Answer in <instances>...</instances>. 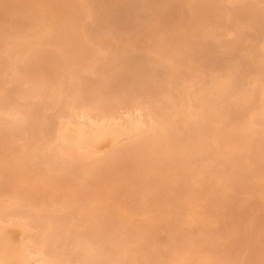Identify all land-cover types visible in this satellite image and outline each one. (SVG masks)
I'll use <instances>...</instances> for the list:
<instances>
[{
  "label": "rangeland",
  "instance_id": "374dc122",
  "mask_svg": "<svg viewBox=\"0 0 264 264\" xmlns=\"http://www.w3.org/2000/svg\"><path fill=\"white\" fill-rule=\"evenodd\" d=\"M9 1L11 2L12 0H9ZM9 1H5L6 5H8L9 7H12V9H9V7L3 8V5H5V3L3 0L0 1V3L2 4V9H0V90L3 91L4 89H10L11 94H9V95H11V97L16 102V106H20L19 109H21V110H24V108H26V104H27L26 102H28V101L36 102L39 97H38V95H34L35 97L33 95H31L32 97L31 96L29 97V95H27V94H31L33 91L30 93L28 92L27 94L21 95V93L16 91V87L13 86V85H15V82H12V79H13V81H16V76L18 77V75L13 73L14 72L13 71L14 66L18 63V65H16V66L20 67L19 65H22V67H20V68H23V66L27 64L25 61L24 62L26 64L23 63V59H25V57L22 59V57H23L22 56L21 60H18V61L12 60V62H14V63L17 62V63H15V64L13 63L14 66L12 65L13 68H11L10 67L11 61L5 57L6 54H5L4 49H3L4 45L6 42L13 40V38L15 39V36H16L17 40H18V37H20L21 41L25 38V36H26V38H28V36L31 37L30 41L31 42L33 41L32 42L33 46H36L37 48H39V50L41 52H43L44 54L48 53L47 55H44L41 53L42 56L39 55L40 51L38 52L39 54L35 53L36 55H38L37 58L41 61V63H45L44 64L45 66L43 65L41 68H39V66H41V63L38 62L37 66L40 70L38 69L37 72H39L40 76H38L37 75L38 73H36V71H34V73H36L35 77H34L35 80H36L37 76H38L37 78L39 79L43 75L45 78L41 79V80L45 81L46 77H48V80H49V76L51 75L52 78H54L53 81H56L54 83H57L56 87H55L54 86L55 84L53 83L52 79L50 78L51 83L54 84L53 85L50 83L51 86L53 85V89L55 90V92L54 91L53 92L56 94L55 95L52 93V90H51L52 87H49L48 83L50 81L49 82H48V80L46 81L47 85L44 84V86H46L45 88L48 90H45L43 87V91L45 90V93L47 91L48 92L45 96L48 95L49 88H50V91H51L50 94H52V97H53V95H55L54 98L55 97L57 98V94H59V90H56V89H60L61 90L60 92H62V90L66 91L67 93H68V90H66V89H69V94H70V93H72L73 90L76 89L77 86H80L81 89H83L82 87H85L84 85L86 83L84 84V77H86L85 80L87 79V81L89 82L96 75L97 78L94 77L96 79V81H95V79L93 81H94V84H95V82L97 84V82L99 80L102 81V78L100 77L102 73H103L102 77L107 76L109 73H112L111 75L109 74V76L112 77L111 79H113V77L116 79H114V81H113L110 78H108V76H107V78L110 79V81H111L110 82L105 77L107 85L105 83H103L104 81L99 82L100 84H102V83H103V85L105 84L104 86L101 85L102 88H100V86H99V88L97 89V87H96L97 85L96 86L92 85V83H93L92 81L89 82L90 84L88 83L91 88H94L93 89L94 93L96 92L95 88H96V90H99L100 94L98 91H97L98 93L96 92V94H98L101 98H103L104 96H107L106 98H103V100L104 101L106 100V102L107 101L108 102L110 101V103L113 102L114 98L112 96L115 95L117 93V91L119 92V94L123 91V92H126V94L124 93L125 94V96H124V102L125 103L123 102V105H129V104L132 105V103L134 102V104H135L136 101L138 103H140L139 100H141L142 105H145V104L148 105V103L151 102L150 105L151 104L152 105L151 106H149V105L143 106L145 108L146 107H156L158 103H159L158 104L159 107L161 106L162 108H166L170 104L175 105L177 103V105H179L178 101H180V99L181 100L184 99L183 101H180V102L184 103V101H185L184 106H186V104H188L189 101H188V98H186V96H184L185 92L186 93H188L190 91L192 93H193V91L196 92L200 88L199 86H202V85L206 86L204 83H206L207 86L211 85L210 82L213 79L208 81L210 78L217 79L222 74L221 72H225V71H229V70L232 71L233 69H230L229 67H232L233 65H237L240 67L234 68V66H233L232 68H234V70H233L234 75H236V77L239 78L241 81L240 88L249 87L251 85L250 81L252 80V82H253V83L251 82L252 83V85H251L252 89H253V87H255L256 92H255V89H254V92L257 93V95H255V96H258V97H254V96L253 97L256 99H259V101H256V99L250 98L251 100L250 99L249 100L252 103L248 102V99H247V101H243L244 99L239 100L241 103L239 104L237 101V107L236 108L232 107L233 105H231V104H234V106H236L235 100H238V98H234L235 96H233L234 100H232V96H230L231 99L230 98L227 99V97L224 96L225 98L221 97L219 100H216L215 107L217 108L216 109L217 114L214 118V119H216V121L215 120L211 121V124L208 125V127L204 133L206 135V137H207V135H210V137H212L210 140H209L210 137L209 136H208L209 138L207 137L208 138L207 142H208V140L211 142L210 143L208 142L207 146H206V148L209 145L211 146V148H210L211 152L208 150L209 147L207 149V151H208L207 152L204 149L205 147H203V150L202 149L198 150L197 149L198 147L196 145V149H195V147L193 149L194 154L192 152V155L189 157L188 153H187V155L186 154L185 155L188 157H182L183 158L182 162L184 163V165L180 168H178V167H177V169L175 168L176 166L179 165V163H178V165H175V163H177V162L172 161V164L174 163L175 167L173 165L172 166L170 165L171 160L173 158H174L173 160H176L177 158H175V156H171L173 154H171L169 152L171 154L169 157L170 158L173 157V158L168 160V158H169L168 154L169 153H167V151H166L167 150L166 146H165L166 148H164L162 146V148H164L165 150L163 151L164 153H161V154H163L162 157H158V158H157L158 154L160 155L159 151L160 152L162 151L161 150L162 149L161 144L159 145L160 147L156 145L159 148L154 146V147H156V149H154V150L158 151V153H156V151L155 152L152 151V152H154V153H152L151 150L149 149L148 151H150V154H152V156L150 154H148V155H150L151 162L153 159L154 160L155 159H161L162 160L165 157V162H167L166 164L168 165V161H169L170 162L169 165L172 167V169H174V173H171L172 175L169 172L171 170V169H169V168H171L169 166L168 172L170 175H168V174L165 175V173L161 175L158 173L159 169L158 170L154 169L155 171L157 170V174H155L156 173L155 172L150 177L149 175L151 174V172L152 173L154 172V170H152V169L156 168V167L154 165V167L151 168V167H149V164H151L150 162H144L143 161L142 164L140 163L141 167L139 165L138 166L140 168H143V171H145V170H147V171L144 174L143 172L140 171L141 169L140 170L137 169L142 174L138 175L139 176V177H137L138 180H134L135 179L134 178V179H131L134 181L129 183V181L127 180V175L128 174L130 175V173L126 172V169L124 168L126 166V164L123 167L122 164H124V163L121 164V162H119L115 159V161H117V162H115V161L114 162L116 164L120 163L121 165L118 167V165L114 164L112 167L110 166V168H112V169H109V171L108 170L105 171V173L110 172L109 175L107 174L108 176L111 175L109 178H107L108 176L106 174H105L106 178L103 177L104 176L103 174H102V176H100L101 175L100 173L103 172V171H101V169L104 170L103 168H101L100 169L101 172H99V174H100L99 178L102 177V178H104V180L102 178L99 180L96 179V175H98L97 170L99 171V169L96 168L97 170L95 169V171L92 173V175L90 174L91 176L88 175V176L92 177V180H91V178H89V180L84 181V178H86L84 176L87 173L86 174L80 173V172H82V169L84 168L82 166V168H79L81 170L73 172V174L74 173L76 174V176L74 174V176L76 178L72 177V174H70V176L68 178V177H66L67 173L66 174L64 173L65 175L60 174V175H62L60 177L65 176L66 180L63 178L65 181H63V182L59 181L56 187H54V185H56L57 182L55 184H54V182H52L50 184L51 188H48V185H45V188L47 187L48 189H51V190L48 191L45 189L46 192H45V194H43V197H41L42 195L40 197L38 195L39 198L37 197L38 198V199H36L37 201H35V202L33 201L31 204H34V207L37 210L42 209L44 211V213H48V212H49V214L53 213L52 215L55 214V216H59V217L60 216L64 217L63 213H67L69 211H72L71 214L73 213V215H74V213L78 214L77 217H75L76 215L72 216L73 218H71L67 214V216L70 217L72 220H70V218L68 219V217H65V218H63L64 220H61V218H62L61 217L59 220L60 224H61V221L65 222V223L63 222V224H69V222H70V225H67V226H71L74 223L75 227L77 226L76 228L80 227L83 229V230L80 228L78 229L79 230L78 232H80L81 235L83 233H86V235L88 234L87 232H85L86 228H87L88 232H90L88 234V236L86 237V238L89 237V239H87V240H90L93 238L91 240V243L89 242L90 244L93 243L92 241H94V239H95V241L97 239L99 240L98 237L96 238L97 235L98 236L100 235V239H102V237L104 238L108 234L111 236H114L116 234L117 237L116 236L115 237L120 241L123 240L124 242L123 241L119 242V241H117L116 238H114V239L118 243L111 244V243L107 242V243H109V245L106 244L107 245L106 249H109L108 251H110V257L108 255L109 258H107V261L105 260L104 262H107L108 264H114L116 262V260L118 259L117 257L121 255V253L120 252L118 253V251L123 246V244H121L122 242L124 243L127 250H130L127 252V254H128L127 256H129V253L133 252V251H131L132 248L135 250L134 247L138 248V246H139V249L138 250L136 249V252L135 251L133 252V254L135 253L134 256H133V254H130V256H129V257H131V255L133 256L132 257L133 260L131 258L130 259L133 261L132 263H134V264L142 263L141 257H144L146 254L149 257L151 254H148V253L154 252V250H152V248H154V246H157V247H155V249L157 248L159 250V252L157 253L158 250H155L156 252L153 254V256L152 257L150 256V263L152 262L151 258H153V257L159 258L161 256L160 252L163 251V245L164 244L166 246V247L164 246L165 249H164V254H163V258L165 260L164 259L161 260V258H162V256H161L159 259H156V260L153 259L154 260L152 262L153 264H159V263H162L163 261H165V263H163V264H173V262L178 263V262H180V258H182L183 256L185 257L186 253L190 254L189 256L187 255L188 257L186 256V258L193 259V262H195L194 264H198L199 260H200L199 264H208V263H210V264H227V263H230V264H251L254 260H255L254 264H258L259 262H261L262 257L264 258V256H263L264 255V155H262L263 154L262 153L261 157H260V155H259V157H257L259 159V163L257 161V164H256L254 162L258 159L256 158V160H254L255 156H253L252 154H249L251 152L248 148H246L245 150L243 149V152L246 150L249 151L247 153V155L249 158L251 157V162H253V163H251V162L248 163V160H250V159L247 158L248 160H246L245 159L246 157L243 158L242 153H241V155L238 154L242 158L241 157H240V159H239V157L236 158L238 151H235L236 155H233V156H235L233 158L236 161V163L233 160V158L231 157L232 155H230V159L232 158L231 160L227 159V157L225 158V160L227 159V160L231 161V164H232V160H233L235 163V164L233 163V165H234L235 169H237V170L240 168L239 165H243V167H244L243 163L244 162L247 163V164H245V166H247V167H244V169H242V170L239 169V170H241V172H243V170H246L245 172H243L244 174L243 173L240 174L242 176V178L240 179L241 181L234 178L235 177L234 175L239 172V171L237 172V170H235L237 173L235 172V174H233L232 176H234L233 178L235 180H238L239 182H236L232 179L234 182L228 183L229 184V186H228V184L223 183V182H225V180L221 179V177H220L221 181H223V182L221 184H216V181H218L217 183H220V181H219L220 179L218 178L220 175V174L218 175V173L222 172V171H220V170H222L220 168L225 165L223 169H225V168L227 169L231 164L229 163V161H226L228 166L226 163L224 165H222L221 160H224V158L222 159V157L227 156V155L224 154V156H222L223 153H222V155L220 154L221 156L218 155L219 153L222 152V150L221 149L216 150L218 147L216 145H214V143H212V141H214L215 139H216L215 140L216 142L217 141L219 142V140H222V138H219V137L220 136L223 137V133L225 135V132H223L225 130V128L227 131L226 135L228 133L233 134V132L230 133V132H228V130L234 131V133L240 132L242 135L243 132H241L239 129H237V130L235 129L237 127V124L239 123V126H240L241 122H244L245 120L248 121V119H251V118H248V116H249L248 114H249V112L252 114V112L250 110L254 111L253 110L254 107L257 106L256 109H259L258 107H260V109L261 108L263 109V107H264L263 106L264 104L262 103L263 100L261 99L262 95H260L262 93H259V91H258V90H260V88L262 89V83H261V81H259L256 78L259 75L255 76L257 74L254 72H256L257 69H255L256 71L254 70L253 66H255V65H252L251 61H249V62L252 65L251 70H254V72H252L254 74L252 75V73H249L247 75V73H248L247 70L250 71L249 68L251 67L249 62L247 61L251 58L248 56V53L249 52L252 53L250 50H253V52H254V51L260 49V50H258V53H259V51H261V52L263 51V50H261L262 49L261 43H262V45L264 43L263 42L264 41V0H252V1L249 0V2L251 4L250 6H249L248 0H247L248 4L246 3L244 5H243V3H245L244 2L245 0L244 1L243 0H236V1L233 0V2H230L229 0H215V1L211 0L212 2H209L210 0L209 1L206 0V1H208V5H206V3H203L201 1L199 3H197L199 0H196V2H195V0H192V1H194V3L192 1L190 3L188 0H73V2L75 1L74 2L75 5L72 3V6L70 5V7H72V8H69V5L68 6L66 5L67 1H69V0H67L66 3H65V0H58V1L57 0H51V1L50 0H44V1H48V4L45 3V6L46 5L49 6V7L46 6L47 9L50 8V10H51L52 7L54 6L53 9H55V10H53V9L52 10L58 12L57 9L59 7L61 9H64L63 7L67 8V9L63 10L62 12L59 11V14H57L55 12L56 13L55 15L59 16V15L63 14L64 17H67V18L69 17V19L72 20L73 25L75 24L74 27L77 28L76 29L77 31H76L75 28L73 27V30H75V32L79 33L80 27H81V32H85V33H81V32L79 33V37L83 38V39L80 38L79 41L82 42V45H84V46L81 45L83 47V49H81L79 55H77V56L80 57L79 59H81V58L82 59L76 61V59L78 57L74 56L76 58L73 57L72 59H70L69 62L67 61L68 60L67 59L64 63L62 61L63 60L62 56H65V55L64 54L62 56L58 55V46H56L57 52H54L56 50L54 44L52 43V42H54V39L50 38L52 44L50 42L46 43V42H41V41L35 40L36 39L35 34H36L38 28H36V26H31L32 14L30 12V6H34V4H30V2L32 3V0H14V2H12V3H9ZM17 1H19V2H17ZM56 1L60 5H55V3L58 4ZM110 1L113 3V5H111L112 3ZM206 1H204V2H206ZM237 1L240 3L241 2H243V3L238 4L240 7L237 5L238 8L236 9V7H235L236 4L234 2H237ZM60 2H63V3H60ZM49 3H51L53 5H51V4L49 5ZM202 3L205 6L202 7ZM232 3L235 4L234 7H233ZM109 4L112 7L111 10L108 9ZM192 4H195V6L196 5L199 6L197 8V11H195L197 6L194 7ZM64 5H66V6H64ZM218 5H220V7L223 11L220 9V7H217ZM241 5H243V6H241ZM110 6H109V8H110ZM231 6L233 7V9H230ZM106 7L108 9L107 11H109V12L111 11L112 14H114V15H111V13H110V15H109V13H108V17H109L108 21H110L109 24H108L107 20L105 21V19L102 18V16L104 17L106 15L104 12V11H106ZM113 8L114 9L116 8L115 9L116 11L114 10L115 13H113L114 11H112ZM229 9L234 10V11L236 9L237 14L234 13V11H233V13H234V14L232 13L233 17H231L232 15L230 14ZM66 10H67V12H66ZM218 10L222 11L223 13L220 12V15H219V12H217ZM228 10H229V12H228ZM258 11L263 12V15H262V13H259ZM46 12L44 14L47 16L48 12L47 13ZM101 12H104V13L101 14ZM191 12H192V14H191ZM257 13H259V15L255 16L254 14H257ZM29 14L31 16H28ZM228 14L231 15L230 18H228ZM234 15H235L236 19H235ZM260 15H262L263 18H261ZM70 16L72 18H70ZM98 16L100 18H98ZM111 16H112V18H111ZM257 17H259V18H257ZM232 18H234L235 24L236 25L238 24L239 27L235 26V24L233 25L234 21L232 20ZM99 19L102 21H100ZM103 21L105 23H103ZM224 24L226 26L224 28H222L224 26ZM83 27H85V28L82 29ZM238 28H240L239 30H241L242 34H239L240 33L239 31L237 32ZM35 30H36V32H35ZM25 34H27V35H25ZM238 34H239V36H238ZM13 35H14V37H12ZM177 43L179 45H177ZM55 45H56V43H55ZM160 45L164 49L163 53L167 54L169 57H167V55H166V57H164L163 56L164 54L162 52L161 53L163 55L159 54L162 57H160V58L158 57L156 52L162 50V49L160 50L158 48V46H160ZM161 46H160V48H162ZM253 46L256 47V50H254L255 48ZM257 46L258 47L261 46V47L257 48ZM84 47H85V49H84ZM34 49H35V47H34ZM48 50L50 52H47ZM51 50L53 53L51 52ZM177 50H179V51L181 50L180 53H182V57L179 56L180 53H178L179 51H177ZM37 51L38 50H36V52ZM114 52H116L118 54V55L117 54L115 55L116 58L113 55ZM261 52H260V54L262 56L259 54L260 58L259 57L257 58L258 60H260V63H262V64L259 63L258 64L259 66H262L264 64V62H262V61H264L263 60L264 51L262 53ZM50 53L52 54V56L49 55ZM250 53H249V55L252 56L253 53L252 54H250ZM56 54L58 56L62 57V58H60V60L62 59L61 61L58 59V64L61 62L63 63V65L66 62H67V64L70 63L69 66L67 65L68 70H69L70 66L73 67L75 65L73 67L75 69H73L72 67L71 68L73 70H75L73 72H74V74L76 73V77H74V75L72 74L73 72L72 73L70 72V71H72V69L70 68L71 70H69V72L72 74L74 79L71 77V74L69 72H67L65 76L62 74V73H65V71H63V69L65 70V68L67 66H65L66 65L65 64L64 65L65 67L63 66L64 67L63 68V67H59L62 64L61 65L59 64V66H57V64H55V63H57V61H56L57 59H55V57L56 58L58 57ZM59 54H62V53H59ZM80 55H82V57ZM112 55L114 56V58L112 57ZM123 55H124V57H121ZM43 56H44V58H43ZM45 56L46 57L49 56L51 58L53 57L52 59H54L56 62L52 61V59L50 61L49 57H47L49 59V61L46 62L47 59ZM106 56H108V57H106ZM163 57H164V59H163ZM248 57H249V59H248ZM98 58H101L102 60L98 59ZM106 58H107V60H106ZM155 58H157V59H155ZM158 58H159V60H158ZM38 59H36V60L39 61ZM173 59H174V61H172ZM176 59L178 62H180L179 67H181V68L178 67L179 71L174 73L173 70L177 71L178 68H176L177 70L171 69L169 65L172 66L173 65L172 63H174L176 61ZM81 61L83 63H81V64L77 63V62H81ZM123 61H125L124 66H123ZM171 61H172V63H171ZM50 62H52L54 64L55 69L52 70L53 72L51 71V69L49 71V67L46 68V66ZM104 62H105V64H101ZM181 62L184 64V66L182 65ZM237 62L239 65L237 64ZM240 62H241V64L244 63V65L246 62L247 65L241 66ZM46 63H47V65H46ZM71 63H73V65ZM76 63L78 64V67H81V65H82L81 69L77 68ZM91 63L92 64L94 63L92 65L93 67H90ZM98 63H100V64H98ZM166 63H169V64L167 65ZM175 63H177V62H175ZM35 64H37V63L35 62ZM177 64L172 66V68H175V66ZM231 64H233V65H231ZM1 65H3V66L1 67ZM94 65H97L98 67L94 66ZM101 65L102 66L106 65V66L101 67ZM5 66H6V68H5ZM37 66H35L36 67V68H34L35 70L37 69ZM120 66H122L123 69L125 67H127V68L122 70L121 69L122 67H120ZM202 66H203V68H202ZM243 66L249 67L247 69L244 68V69H246L247 73H245L244 70H241V68L243 69ZM87 67L89 68V71H90L88 73H87L88 70L85 71V69ZM94 67H96L97 69L95 68L96 69L95 70ZM255 67H257V65ZM9 68L12 70H10ZM115 68H117V69H115ZM227 68H229V70H227ZM60 69H62V71ZM237 69H238V71H237ZM66 70H67V68H66ZM101 70H103V71H101ZM92 71H93V73H95V75L93 73H91ZM58 72H60V73H58ZM96 72H100L101 74L96 73ZM217 72H218L219 77L216 74ZM113 73L116 76L113 75ZM242 73H245L246 75L243 76ZM68 74H70V76ZM215 74H216L217 78H216ZM211 75H212V77H211ZM222 75H223V77H225L226 72ZM222 75H221V77H222ZM61 76H63V77H61ZM117 76H120V77H117ZM80 77L82 78V80L79 81ZM190 77L192 79H194L195 81L191 80ZM243 77L245 79H242ZM71 78L73 80H71ZM88 78L89 79L92 78V79L89 80ZM246 78L250 81H246L247 80ZM254 78L257 80L254 81L255 80ZM55 79H57L59 82H57V80H55ZM64 79H66L65 82L63 81ZM69 79H70L71 84L67 83V85H69V86H67L68 87L67 88V87H65V85H66L67 80L69 81ZM105 79H103V80H105ZM35 80H33V81H35ZM115 80H117V81L115 82ZM62 81L64 82V84ZM81 81H83V82H81ZM87 81H85V82H87ZM79 82H81V83H79ZM254 82H256L257 85L258 84H260V85L257 87V85ZM32 84H34V82ZM59 84H61V85H59ZM253 84H255V85H253ZM24 85H27V83L21 84V86H24ZM57 85H59V86L57 87ZM186 85H189L188 87L190 89L188 87H186ZM61 86L63 87L62 89H61ZM86 86H88V85L86 84ZM182 86H184L183 87L184 90L189 89L190 91H185V92H184V90L180 91V90H182V89H180ZM103 87H106V88H103ZM236 87H238V85H236ZM175 88L178 90V92L180 91L178 94H176L177 90H175ZM209 88H212V87L210 86ZM71 89H72V91H70ZM85 90H90V88L85 87L84 92H83V96H84V98H88V100H90V104L94 105L93 103H91V101L92 102L96 101V98H98L99 96L97 95L98 96L97 97L94 94L91 96V94H89V93L93 92L92 89H91V91H89V93H88V91L85 92ZM160 90H161V92H160ZM169 90L171 91V93L168 92ZM2 91H1V93H2ZM56 91H57V93H56ZM165 91H167V92H165ZM260 92H261V90H260ZM67 93H63V92L61 93L64 95L63 98L61 96L59 97L61 101L67 97V95H68ZM169 93L172 96L176 95L175 98L170 97ZM172 93H174L175 95ZM190 93H188V94H190ZM61 94H59V95H61ZM119 94L117 93V95H119ZM258 94L260 95V98H259ZM117 95H115V96H117ZM45 96L42 98V101L44 99L43 103L46 106L44 107V105H42V108H41L42 111L41 112H42V114L44 113L45 116L46 115L49 117H50V115L53 116V117H51V119L54 120V118H55L54 121L57 123V121L59 119V116H58L59 112L56 111V108H58V111L60 110L59 106H57V105H59V102L61 103V101H59L57 103V100H56V104H57L56 106L57 107H54L52 105L53 104L52 100H50V99H54V98H51V95H49L50 98H47L48 97L47 96L45 99ZM134 96H136L137 99L133 98ZM179 97H183V98H179ZM12 98L6 99V101L8 100V102H9L8 105L11 104L10 102H13V104H14V101ZM108 98H111V99H108ZM170 98L173 100H171ZM211 98H213V97H211ZM10 99H12V101ZM150 100H152V101H150ZM227 100H228V104H227ZM230 100H231V102L232 101H235V102L231 103V102H229ZM86 101H87V99H86ZM143 102H144V104H143ZM17 103L19 105H17ZM253 103L257 104V105L255 106V105H253ZM28 105L29 104H27V106ZM225 105L226 106L228 105V106L226 107ZM192 108H194L195 110L194 109L192 110ZM189 110H190V112L194 113L195 116H198V117L196 118L192 113H191L192 115H190L191 118H189V116L185 117L183 115H180V116H182L180 118L184 119L183 122H185V124H186V122H188V125H189V123H191L192 121L194 122V120H195V122H197L199 120L201 121V119H202L201 115L202 114H199L200 113L199 111L201 109L195 108L192 106ZM233 111L236 112L235 113L236 115H233V113H234ZM263 111H264V109H263ZM255 112H256V110H255ZM56 113H57V115H56ZM238 113H239V115H238ZM258 113H263V112H258ZM258 113L253 114L255 117L254 120L258 121V122H254V123L250 124L251 126H249V127L255 128L254 125H257V127L259 128V125L256 124V123L260 122V120H258V119L261 118L260 114H258ZM32 114H34V115H32ZM35 114H37L36 118L34 117V116H36ZM251 114H250V117L253 116ZM30 115L32 117L29 116V118H31L32 120L36 119L35 122L32 123V125H31V122H29L30 125L28 123H26V124H28V126H25L26 125L25 124L24 125L25 127L22 126L20 131L18 132V137L23 138L25 136L26 140L32 138L31 134L34 133L33 127L35 126V124L38 121L41 120L40 114L34 113L33 109L31 110ZM200 116H201V118H199ZM261 116L264 118V114L263 115L261 114ZM194 117L196 119H194ZM186 118H187V120L189 118V120L188 121L185 120ZM198 118H199V120H197ZM263 118H262V122L264 121ZM31 119L30 120L28 119V121H31ZM42 119L43 120H41V122L42 121H44V122L48 121L47 117L45 118L47 120H44L43 116H42ZM246 121L244 123L245 126L243 125L242 127H246V124H248ZM55 122H54V124H55ZM179 122H181V124ZM193 122L189 125L190 126L189 127L187 124L186 125L182 124V120L181 121L178 120V124L177 125L174 124L176 126V127L174 126V128H173L174 130H172L171 127L173 125L171 124L170 129L172 131H174L173 133L177 132L178 130L180 132L182 131L184 133V135L181 136L182 133L179 135L180 132H178V135H176L177 133L174 134V135H176L175 137H172V135L170 133V135H171L170 137L172 138V140H173V138L174 139L176 138L177 141H178V139L187 140L188 139L187 137H190V136H185V134L189 135L190 132H191V135H193L192 133H194V131H195V125H194V127L191 126L193 124ZM212 122H214V124ZM248 122L251 123V122H253V120L252 121L249 120ZM262 122H260V123H262ZM262 124L264 125V123H262ZM180 125H181V127L183 126V128L185 127L186 129L181 128ZM219 125H221V127ZM29 126H32V127H29ZM187 126L190 129L189 131L187 129L188 128ZM215 126H219V127H215ZM26 127L30 128L29 131H30V133L32 132L31 134H27V135L24 134V130H25L24 128H26ZM52 127H53V125H52ZM215 128H220V130L219 129L217 130ZM239 128L241 129V127H239ZM253 128H251V129H253ZM31 129H32V131H31ZM192 129H193V131H192ZM212 129L213 130L215 129V130L213 131ZM242 129H244V128H242ZM36 130H37V128H35V132H37ZM207 130L210 131V133ZM212 131L215 133L213 134ZM220 131L223 133H221ZM27 132H28V129L26 130L25 133H27ZM206 132H208L209 134ZM216 132L221 133V135H218V133L216 134ZM52 133L54 134L55 131L54 132L51 131V135H53ZM34 134L38 135L36 133H34ZM212 134L215 137L212 136ZM237 134H238V136L240 135L239 133H237ZM35 135H33L34 139L33 140L31 139L32 142L34 140H36V141H34L35 144H33L32 142H29L31 140H27L30 144L32 143V145H34V146L37 144V140H38L37 138L42 136L40 134V136L38 135L37 137H34ZM233 136H231V137L234 138ZM238 136L235 135V137H236L235 139H237ZM1 137H2V140L0 139V142H1L0 143V145H1V148H0V151H1L0 152V167H2V168L0 170L2 171V169L4 170L7 167V166H5V167L1 166V164H2L1 163V159H2L1 157L3 156V154H5L4 156L6 158L9 156L8 160L10 162L11 161L13 162L14 159L16 162L19 159L15 158V157L19 155V152H20L19 149L21 146H23L22 145L23 141H21L20 140L21 138H19L18 141H21V144H20V142L19 143L14 142V143L9 144V143H7V140H6L7 137H4V136H1ZM182 137H184V138H182ZM40 140H41V138H40ZM50 140H52V138ZM129 140H132V138ZM139 140H140L139 138H138V140H137V138H133V140L131 141L132 145H134L133 142H135V141L139 142ZM176 140H174V141H176ZM239 140L240 139H238V141ZM27 141L24 140L25 144ZM43 141H45V139H42V141H40V143H43ZM107 141H108V139L105 140V143ZM8 142H9V139H8ZM131 142H128L129 145ZM141 143L142 142L140 141V144L137 145L138 147L136 145H134V147L136 146L137 148H139L140 145H141V148H146V147L149 148L150 147L148 145V142L146 143V147L142 146L144 144L143 143L141 144ZM179 143H178V145H179ZM211 143H212V145H211ZM222 143L223 142L221 141V142H219V144H217V143H215V144L220 145L219 148H222V146H221V145H223ZM235 143H236V141L233 140L232 144L234 145ZM240 143H242V142L239 141V144ZM17 144H19V145H17ZM30 144H27V145H30ZM27 145H25V146H27ZM215 146H216V149H212ZM109 147H110L109 144L102 146V148L100 150L101 153H103ZM134 147H133V149L136 150L137 148L136 147L134 148ZM226 147L228 148V150H223V152L227 151L226 153H229V149L231 148V146L228 147V146L223 145L224 149ZM21 148L24 149V146ZM235 148H236V150L240 151V147H239V149H237V144H236V146H234L233 149H235ZM175 149L177 150V148H175ZM231 149H230V152H234V150H231ZM261 149L264 150V147H262ZM143 150H145V149H143ZM197 150H198V152H197ZM214 150L216 152L220 150V152H218L216 154V153H214L215 152ZM131 151L132 152L131 153L128 152V154H125V152H126L125 151L124 153L121 154L122 157L120 156L121 158L119 157L117 159L118 160L121 159L122 162H124V160L126 159L127 156L134 154L133 152H135V151H133L132 149H131ZM177 151H180V150H177ZM199 151L201 154L199 153ZM203 151H206V152H203ZM253 151L254 150H252V153H254ZM165 152L167 153V157L165 156L166 155ZM261 152H263V151H261ZM1 153H2V155H1ZM256 153H258L257 150H256ZM6 154H8V155H6ZM154 154H157V155H154ZM190 154L191 153H189V155ZM202 154H203V156H202L203 158L200 156ZM11 155H13V156H11ZM50 155L51 154H48V156H49L48 158L51 159ZM97 155H99V154H97ZM124 155H126V156H124ZM135 155L137 156V154L136 153L134 154V158H132L133 155H132V157L129 156V160H131V158L137 159V157ZM243 155H244V153H243ZM11 157H13L14 159L13 158L11 159ZM44 157L47 158V156H43V159H42V157L39 158V160H38L39 162L37 161L38 158H36L35 161L40 163L41 161H43L45 159ZM177 157H178V162H179L180 161V155H178ZM252 157H254V158H252ZM122 158H124V159H122ZM185 158H187V159L185 160ZM214 159H216V161ZM238 159L240 161L243 160V162L240 163L239 161H237ZM200 160H202V161H200ZM219 161H221V162H219ZM15 162H13V163H15ZM132 163L134 164L135 162H132ZM136 163L139 164L137 161H136ZM145 163L148 164V166L146 165V168L149 167L150 170L149 169L144 170L145 167H143L142 165H144ZM163 163H164V161H163ZM223 163H224V161H223ZM29 164L30 163H28V162L25 164V167L27 169V170H25V172H23L24 170H21V171H19V173H17V174L15 173L16 175L13 173L14 175L13 174L11 175L13 178H11L12 181H10V182L9 181L7 182V180L4 178L3 183H1L2 177H0V181H1L0 182V207H1L0 209L4 210L2 212V214L0 212V215L2 216L5 213V215H4L5 218H7L8 215H9V217L12 215L11 212L9 213V211H8L9 209L7 210L6 206L20 202L18 204L22 205V203H23L22 206L25 207L26 205L28 206V204L30 203L29 200L27 201V199L30 198L29 194H27L28 196H26V192L24 194L20 193L24 190V188H25L24 191H26V189L28 190V187L31 186L28 183L33 182V185H37L40 187L39 182H40V180L43 179V177H46V175H47L48 178H46L45 180L48 179V181L50 179H52V177H55L53 172H52L53 170L52 171L49 170V171H51L50 173L53 174V176L49 172H48L49 174L44 173V174H46L44 176L43 174H41L43 172H40L41 166L44 167L43 165H40V169L36 170V168L35 169L31 168L32 165L31 164L29 165ZM128 164H131V162ZM153 164L154 163L152 162L151 165L153 166ZM248 164H250V165H248ZM251 164H253V165L255 164L254 166H256V167L255 168L252 167L253 165L251 166ZM181 165H182V163H181ZM121 166H122V168H121ZM132 166H134V165H132ZM167 167H166V169H167ZM191 167H192L193 171H192ZM230 167L228 169V174L232 172L231 169L233 168V166H230ZM44 168H46V167H44ZM44 168H42L41 170L43 171ZM119 168H120V170H119ZM184 168H186V169H184ZM189 168L192 172L191 171L189 172ZM206 168L209 170H212V172L217 171L216 175H214V173H212L210 171H207ZM129 169H130V167H129ZM129 169H127V171ZM162 169H164V167ZM183 169H184V171H187V173L182 172ZM34 170L37 171L36 172L37 175L34 173ZM134 170H132V171H134ZM29 171H31L35 174L34 176L36 178H34V179H36V180H32V181L29 180L28 181V179L26 177L29 176V173H30ZM44 172H47L46 169L44 170ZM163 172L164 171H162L161 173H163ZM165 172L167 173V171H165ZM205 172L206 173H208V172L212 173L211 177L213 175V178L210 177L209 173H208V175L210 178H208L207 177L208 175ZM224 172H222V174ZM226 172H227V170H226ZM200 173H201V175H200L201 178L199 177L200 178L199 179L198 175ZM202 173L206 174L207 176H204V174H202ZM25 174H28V175H25ZM132 174L133 175L130 178H133L134 173H132ZM135 174L137 176L136 171H135ZM225 174L227 175V173H224L223 175L225 176ZM38 175H40V176H38ZM41 175H43V176L41 177ZM55 175H56V173H55ZM81 175H83V176H81ZM129 175H128V177H129ZM57 176H59V174H57ZM93 176L95 177V179H93L94 178ZM163 176H164V178H162ZM229 176H231V175H229ZM236 177H238V176H236ZM73 178L77 179V181L76 180L73 181L72 180ZM78 178H80V180H78ZM130 178H129V180H130ZM193 178H195V179L197 178V182H199L203 187L198 185V183ZM227 178H228V175H227ZM60 179H62V178H60ZM86 179H88V177ZM192 179L194 180V182ZM198 179H199V181H198ZM224 179H226V178H224ZM229 179H230V177H229ZM81 180H83L85 182V184H86L85 186L81 185V183H82ZM75 181L77 182V184L76 183H74V184H75V187L77 188V192H79V193L73 192L75 188L73 189V191H70L71 189H69V188H72L71 182H75ZM78 181H80V184ZM89 181H91V183H88ZM179 181H181V182L179 183ZM226 182H229V181H226ZM238 183H240V184H238ZM235 184H238V185L235 186V188H234ZM27 185H28V187H27ZM196 185H198V186H196ZM232 185H233L234 189H232V187H231ZM229 188L231 189V194H232L231 199L233 200L232 203L230 201L231 200L230 197L227 196L229 198L228 199L225 196L227 194H224V192L226 193L227 191H229ZM135 189H137V191ZM41 190L45 191L44 189H41ZM53 190H56V191H53ZM68 190H69V194H68ZM132 190L134 192L136 191L135 194L132 192ZM52 191H53V193H52ZM70 192L73 193V195L76 193L77 196L76 195H75L76 197L72 196ZM42 193H44V192H42ZM227 193L229 195L230 191ZM33 194H31V195H33ZM143 194H145V195H143ZM15 195H16V197H15ZM17 195L19 196V199L17 198L18 197ZM63 195H67L66 196L67 199H65L66 201L69 200L68 195H70V197L72 196L71 198L74 197L73 200H71L72 201L71 204L69 202L70 200L68 201L70 206L73 203V205H72L73 208H70V206L69 207L67 206L68 208L62 207V205L59 203L60 202L59 200H60V198L61 199L63 198ZM223 195L226 197V199H225V201L221 202V200H223V199L220 196H223ZM121 197H123V199L126 200L127 203L124 202V200L122 201V202H124V205H126V207H127L128 203L131 204V202H132V203L137 204L138 202L140 203V201H142L140 199L144 198L143 204L144 205L147 204V206H146L147 208H145V211L141 210L143 212V214H140V213H142L140 211H139L140 213L138 211H136L137 213L136 212L134 213L128 209L126 211L124 209L125 207L121 203V200H122ZM219 198H221V199H219ZM13 199L18 201V202L14 201ZM145 199H148V202H145ZM11 200H13L14 203H11ZM30 200L32 201V199H30ZM92 200H95V201H93L94 203H92ZM219 200H220V202H219ZM9 202H10V204H8ZM95 202H96V208H93V206L95 207ZM107 202L109 203L108 205H107ZM168 202H170V203H168ZM188 202H191L192 204L191 203L189 204ZM24 203L25 204L28 203V204L25 205ZM91 203L94 204L93 206L91 205L93 209L87 206L88 204H91ZM120 203H121V207L123 206V209L120 207V205H119ZM188 204L193 205V206L195 205L194 206L195 209L199 210L201 213L204 212L203 213L204 215H202L203 218H201V216H200L201 213L199 214L198 212L197 213L199 215L195 214L197 217L194 216V214H192L193 217H191L190 212H189L190 215L188 214V210H189L188 208L190 207ZM137 205H139V204H137ZM137 205L133 206V204H132V206L135 208L137 207ZM196 205L201 206V209H198V207ZM80 206H81V208H80ZM84 206L85 207L87 206L88 209L89 208L91 209V210L89 209L90 213H88L89 212V211H87L88 209L86 211H84L85 210V208H83ZM5 207H6V211L4 209ZM118 207L125 211L126 216L120 215V212H122V210L117 209ZM130 207H129V209H132V210L134 209L133 207H131V208ZM82 208L84 210H82ZM190 208H192V206ZM11 209L12 208H10V210ZM96 210L99 212V215L101 214V216H99L97 214L98 212H95ZM7 211L9 214L7 213ZM12 211H13V215L14 214L17 215V213L14 212V208L12 209ZM83 211H84V213L86 212L84 214V216L82 214ZM91 211H93L95 213L93 214V212H91ZM100 211H101V213H100ZM6 213L8 214L7 217H6ZM39 213H43V212H41L39 210ZM145 214H147V215L152 214L153 218L154 217L155 218L152 219V216L151 217L148 216L149 219L158 222V224H160V219L158 218L159 219L158 220L156 218V216H158V217L160 216V218L163 221V222L161 221L163 227L157 226L158 224H156V226H157L155 228L156 230H152L154 232L153 236L149 235L150 237H148L147 234L143 233L146 235V238H143V237H140L141 234L138 236L137 233H139V231H140L139 230L140 227L138 226L140 223H138V222H141L142 220H144L145 222L148 221V217H147V220L144 219L147 216ZM79 215L82 216V218H78V217H80ZM92 215L95 217V219L94 218L92 219L90 217ZM141 215L143 217L139 218V216H141ZM18 216L19 215H17V217H16L14 215V217H15L14 220H16L17 222L12 219L13 223H7V229L9 231L11 240L14 243H18L22 239L21 238L22 237V231H23L22 228L25 227V225H23V224L20 225L21 222H24V217L22 218L19 216V218H18ZM86 216L88 217V219L85 218L86 222L84 223L83 219ZM127 216H130L131 219H129V217H127ZM14 217H12V218H14ZM59 217L58 218L56 217V218L59 219ZM74 217H75V219H74ZM98 217L101 220H99ZM195 217L198 218L199 220L196 219ZM46 218H48V217H46ZM96 218L98 220H96ZM53 219L54 218H52L51 221ZM57 219L56 220L54 219V221H55L54 223L52 222V225H54L53 227H55V228L57 227V226H55L56 223H59V221ZM43 220H46V219L43 218ZM166 220L171 222L170 223L171 225H169V227H166L169 224V222ZM191 220L193 222H191ZM91 221L93 222L92 225L90 224V226H89V224H88V227H87V223H91ZM95 221H96V223H94ZM71 222H73V223H71ZM164 222H168V223H166V225L164 226V224H165ZM190 222H191V225L193 224V226H192L193 231L190 228L191 227ZM153 223L150 225L153 226ZM57 225H59V224H57ZM131 225H133V227H132L133 229H134L135 225H137V229H136L137 233H136L135 229L133 231H130ZM33 227H34V225H33ZM89 227H91L90 228L91 230L89 229ZM96 227H98L96 230L99 229V232H96V234H95L94 232H95ZM123 227H130V229L126 228V232L128 233V231H129L128 235H126L125 231H124L125 234L123 233ZM159 227H161L162 229ZM84 228H85V230H84ZM105 228H106V230H108V232L106 231L107 233H105ZM109 228H111V231L113 230V232L109 231ZM152 228L154 229V226ZM152 228L150 227L149 229H152ZM158 228L160 230H158ZM168 228L170 230H168ZM189 228L191 229V232H189L190 231ZM30 230L34 234V236L36 235L37 238H41V236L43 238H46V236L45 237L43 236L42 232H39L41 230H38V226L35 228H32ZM80 230H82L83 232ZM141 230L148 232V229L147 230L141 229ZM187 230H189V231H187ZM142 231L140 233H142ZM150 231L151 230H149L148 234L150 233ZM201 231H203V233ZM199 232L202 234V236H199V235H201V234H199ZM74 233L76 234V232H74ZM74 233H73V235H74ZM80 233H78L77 237H81L79 235ZM92 233H94V235ZM131 233H132V236H131ZM61 234L64 235V232H62ZM184 234L187 236V240L183 241V243H182L181 242L182 240L180 241V239L182 237L186 238V236ZM104 235H106V236H104ZM145 235H144V237H145ZM84 236H85V234H83V238H81L82 244L88 243V241L85 239ZM180 236H182V237L180 238ZM153 237H155L154 240H153ZM69 238L71 239V235L69 236ZM73 239L76 241L77 239H80V238H76V236H75ZM73 239H71L70 240L71 242H69L71 246L68 244V246L71 247V248L69 247L68 249L72 253L69 251L68 252L71 253L72 255L69 254V255H71V257H69V256H66V255H68V253H66L65 258L67 257L69 259H72V256H75V254L72 251L74 249L72 247L75 245V242ZM171 240H173V241H171ZM72 241H73V243H72ZM84 241H87V242L84 243ZM95 241H94V243H95ZM56 242H58V243L60 242V244L62 245L61 241H56ZM110 242H112V241H110ZM167 242H169V243H167ZM54 243L55 242H53L52 244H54ZM58 243H55V244H58ZM65 243L67 244L68 242H65ZM89 243H88V245L90 246ZM112 243H114V240ZM47 244L51 245L49 248L45 247L46 248L45 251L46 252L49 251L48 254L54 253L53 255H55V252L57 253L60 250L59 248L62 247V246L60 247V245L58 244L59 246H56V247H59V248H56V249H58V251H55L56 249H54L53 245L50 244V241H48ZM93 244L91 246H93ZM64 246H66V245L64 244ZM173 246H175L176 248ZM52 247H53L54 251L51 252L50 248L52 249ZM63 248L66 249L67 247H62L60 251L67 252ZM126 248L124 249V247H122V250L121 249L120 250L123 251V249H124V252H125ZM173 248H175V249H173ZM171 249H172V251L170 253ZM165 250H166V252H169L171 255H169L167 253V256H166ZM186 250H189V252L191 250V252L189 253ZM158 254L160 256L157 257ZM154 255H156V256H154ZM164 255H165V257H164ZM202 255H205L206 257H203ZM62 256H64V255H62ZM193 256H194V258H192ZM253 256H255V257H253ZM113 257H114V260L113 259L111 260V258H113ZM184 257L182 258V260L184 259ZM76 258H75V260L72 259L74 261H72V262L70 261V262L72 264H78V263L82 264V262L80 261L81 262L80 263ZM178 258H179V261H178ZM251 258H253L254 260H251ZM119 259L122 260L121 257H119ZM119 259L117 260V262L119 261ZM258 259L260 260L259 262H258ZM158 260L159 261L161 260V262H159ZM166 260H167V263H166ZM143 261H144V259H143ZM177 263H175V264H177ZM181 263H182V261H181ZM116 264H122V263H120V261H119Z\"/></svg>",
  "mask_w": 264,
  "mask_h": 264
},
{
  "label": "bare ground",
  "instance_id": "6f19581e",
  "mask_svg": "<svg viewBox=\"0 0 264 264\" xmlns=\"http://www.w3.org/2000/svg\"><path fill=\"white\" fill-rule=\"evenodd\" d=\"M0 1H2V0H0ZM4 1V3H5V5H3V8H6V7H9L8 5H6V2L5 1H9V0H3ZM51 1V0H50ZM49 1V2H50ZM58 1V0H57ZM56 1V2H57ZM66 1L67 0H65V3H66ZM190 3H191V1L192 0H188ZM203 2V3H206V5H208V1H206V0H204V1H206V2H204L203 0H199L197 3H199V2ZM215 1V0H214ZM230 2H233V0L231 1V0H229ZM234 1H236V0H234ZM244 1V0H243ZM250 1H252V0H250ZM12 2H14V0H12L11 2L9 1V3H12ZM17 2H19V1H17ZM75 2V1H74ZM74 2H73V0H69V1H67V3H66V5L68 6L69 5V8H72V7H70V5L72 6V3L74 4ZM111 2V1H110ZM109 2V3H110ZM123 2V1H122ZM193 3H194V1H192ZM195 2H196V0H195ZM209 2H212L211 0L209 1ZM238 2V1H237ZM234 2L235 4H236V6H235V4L234 3H232L233 4V7L235 6L236 7V9L238 8V4H241V3H243V2ZM245 3H243V5L244 4H246L247 3V0H245L244 1ZM248 2H249V0H248ZM16 3V2H15ZM29 3V2H28ZM45 3H47L48 4V1H44V0H32V3L30 2V4H34V6H30V12H31V14H32V24H31V26H36V28H38L37 29V32H36V30H35V32H36V34H35V37H36V39L35 40H38V41H41V42H46V43H51V39H54V42H52L53 44H54V46H55V48H56V46H58V55H65V56H62V57H60V56H58L57 54V58L55 57V59H57L56 61H57V63H55V64H57V66H59V64L61 65V66H59V67H63L65 64V66H69V64L70 63H68L67 64V62L63 65V63L67 60L68 62L70 61V59H72L74 56H77V55H79V53H80V51H81V49H83V47L82 46H84V45H82V42H80L79 41V39L81 38V39H83L82 37H79V33L81 32V27H80V32L79 33H77V32H75V30L77 29L76 27H74V25H73V22H72V20L71 19H69V17L67 18V17H64V15L62 14V15H55L56 13L57 14H59V11L60 12H62L63 10H65V9H67V8H65V7H63L64 9H61L59 6V8L57 9L58 10V12L57 11H53V10H55V9H53L54 8V6L52 7V11L50 10V8L49 9H47L46 8V6H48V5H46L45 6ZM55 3V2H54ZM58 3V2H57ZM60 3H63V2H60ZM112 3V2H111ZM110 3V4H111ZM203 3H202V7L203 6H205V5H203ZM8 4V3H7ZM51 3H49V5H50ZM110 4L108 5V9H110L111 10V6H110ZM211 4V3H210ZM248 4V3H247ZM51 5H53V4H51ZM55 5H60L59 3L58 4H56L55 3ZM62 5V4H61ZM66 5H64V6H66ZM75 5V4H74ZM111 5H113V3L111 4ZM194 7H196L195 6V4H192ZM217 5V4H216ZM238 5V6H237ZM243 5H241V6H243ZM251 4H250V2H249V6H250ZM109 6H110V8H109ZM115 6V5H114ZM35 7V8H34ZM49 7V6H48ZM57 7V6H56ZM199 6H197L196 7V10L195 11H197V8H198ZM216 7V6H215ZM217 7H220V5H218ZM233 7L231 6V8L230 9H233ZM240 7V6H239ZM117 8V7H116ZM115 8V9H116ZM0 9H2V4L0 3ZM9 9H12V7H9ZM107 9V7H106V11H104L105 12V16L103 17L102 16V18H104L105 19V21L107 20L108 21V19H109V17H108V13H109V15H110V13H111V15H114V14H112V12L110 11H107L108 10ZM114 8H113V10L112 11H114L115 10ZM193 9V8H192ZM200 9V8H199ZM220 9H221V7H220ZM229 9V10H230ZM235 9V11L234 10H230V14L232 15V13H233V11H234V13H236L237 14V10ZM222 10V9H221ZM229 10H228V12H229ZM28 11V10H27ZM48 12V15L46 16L44 13L45 12ZM116 11V10H115ZM115 11L113 12V13H115ZM223 11V10H222ZM222 11H220V10H218L217 12H219V15H220V12H222ZM46 12V13H47ZM56 12V13H55ZM66 12H67V10H66ZM104 12H101V14L102 13H104ZM259 12V11H258ZM223 13V12H222ZM233 13V14H234ZM259 13H262V15H263V12H259ZM259 13H257V14H254L255 16L256 15H259ZM65 14V13H64ZM191 14H192V12H191ZM100 15V14H99ZM104 15V14H103ZM231 15H229L228 14V18H230V16ZM262 15H260V17L261 18H263V16ZM28 16H31L30 14L28 15ZM231 17H233V15L231 16ZM234 17H235V15H234ZM70 18H72L71 16H70ZM98 18H100L99 16H98ZM101 18V19H102ZM111 18H112V16H111ZM257 18H259V17H257ZM103 19V20H104ZM235 19H236V17H235ZM74 20V19H73ZM100 20V19H99ZM232 20L234 21V18H232ZM238 20V19H237ZM236 20V21H237ZM100 21H102V20H100ZM114 21V20H113ZM232 21V22H233ZM109 22L110 21H108V24H109ZM75 23V22H74ZM103 23H105L104 21H103ZM107 23V22H106ZM94 24V23H93ZM96 24V23H95ZM235 24V21H234V23H233V25ZM97 25V24H96ZM223 25V24H222ZM95 26V25H94ZM226 25L224 24V26L222 27V28H224ZM235 26H238L239 27V25L237 24H235ZM73 27L75 28V30H73ZM97 27V26H96ZM213 27V26H212ZM211 27V28H212ZM220 27V26H219ZM85 27H83L82 29H84ZM235 28V27H234ZM213 29V28H212ZM236 29V28H235ZM240 28H238V30H237V32L239 31L240 33L239 34H242L241 33V30H239ZM215 30V29H214ZM213 30V31H214ZM77 31V30H76ZM212 31V30H211ZM81 33H85V32H81ZM239 34H238V36H239ZM8 35V34H7ZM25 35H27V34H25ZM31 36V35H30ZM12 37H14V35L12 36ZM18 37V36H17ZM22 38V37H21ZM51 38V39H50ZM16 39V40H15ZM15 39L13 38V40H10L9 42H6L5 43V45H4V52H5V57L8 59V60H10L11 61V65H10V67L11 68H13L12 67V65H13V63L14 62H12V60H14V61H18V60H21V57H22V59L25 57V59H23V63H25L26 65H24L23 66V68H20V67H22V65H19L20 67H17L16 65H18V63L17 62H15V63H17L15 66H14V68H13V73H15L16 75H18V77L16 76V81H13V79H12V82H15V85H13V86H15L16 87V91H18L19 93H21V95H23V94H27L28 92L30 93V92H32L31 94H27V95H29V97L31 96V95H38V100L36 101V102H34V101H28V102H26L27 104H29L28 106H27V104H26V108H24V110H21V109H19V107L20 106H16V102L14 101V99L11 97V95H9V94H11L10 93V89H4L3 91L2 90H0V93H1V91H2V93L0 94V135L1 136H4V137H7V143H14V142H16V143H19L20 142V144H21V141H23L22 142V145L24 146V149L23 148H21V147H23V146H21L20 147V149H19V151L21 152H19V157L18 156H16L15 158H18L19 160H17L16 162H15V159L13 158V157H11V159L13 158L14 160H13V162H15V163H13L12 161V163L8 160V157L6 158L4 155L5 154H3V156L1 157L2 159H1V166H7L6 167V169H2V171L0 170V177H2V179H1V183H3V181H4V178L7 180V182L9 181H12V179L11 178H13L11 175L14 173H19V171H21V170H24L23 172H25V170H27L26 169V167H25V164L28 162V163H30L31 165H32V167L31 168H33V169H35L36 168V170L38 169H40V165H43L44 167H46V168H44V167H42L41 166V169L42 168H44L43 169V171L40 169V172H43V173H41V174H43L44 176L49 172H51L52 170V172H53V174H54V176L55 177H52V179H50L49 181H48V179L47 180H45L46 178H48L47 177V175H46V177H43V179L42 180H40V187L39 186H37V185H33V182H30V183H28L29 185H31V186H29L28 187V185H27V187H28V190L26 189V191H24L25 190V188H24V192L22 191V192H20V193H25L26 192V196H28L27 194H29V197L30 198H28L27 199V201L29 200V204L28 203H26V204H28V206L25 208L24 206H22L23 205V203H22V205H20V204H18V203H20V202H18V201H16V200H14V201H16V202H18V203H15V204H10V202L8 203V204H10V205H8V206H6L7 207V210L9 211V213L11 212V218L9 217V213H8V211H7V213H6V217H7V215H8V217L7 218H5L4 217V215H5V213H4V215H0V264H72L71 262L72 261H74L75 260V258L80 262H82V264H106L107 262H104L105 260L107 261V258H109L110 257V251H108L109 249H106L107 247V245L106 244H108L109 245V243H111V244H115V243H118V242H116V240L114 239V238H116L117 236H116V234L114 235V236H111V235H104V236H106V237H102V239L104 240H102V239H100V235L98 236H96V238L98 237L99 238V240L97 239L96 241H95V239H94V241H95V243H94V241H92L93 243V246H91L92 244H90L91 243V240L93 239H90V240H87V239H89V237L88 238H86L87 236H88V234L90 233V232H88V229L86 228V231L85 232H87L88 234L86 235V233H83V234H85V239L88 241V243L90 244V246L88 245V243H85V242H87V241H84V243L85 244H82V242H81V238H83V234L81 235V233L80 232H78L79 230V228H76L75 227V225H74V223L73 222H71V223H73L71 226H67V225H70V222H69V224H63V222L64 221H61V224H60V218H61V220H64L63 218H65V217H68V216H70L71 218H73L72 216H75V217H77L78 216V214H75L74 213V215H73V213L71 214V212L72 211H69V212H67V213H63V215H64V217L63 216H55V214L54 215H52L53 213H51V214H49V212L48 213H44V211L42 210V209H39L41 212H43V213H39V210H37L35 207H34V204H31L33 201L35 202V201H37L36 199H38L41 195V197H43V194H45V192H46V190H51V189H48V188H51L50 186V184L52 183V182H54V184L56 183V185H54V187H56L57 186V184H58V182L60 181V182H63V181H65L66 179H65V176H63V177H60V176H62V175H60V174H63V175H65L66 173V177H68L69 178V176H70V174H72V177H74V178H76L75 176H76V174H75V176H74V174H73V172L74 171H78V170H81V169H79V168H82V166L84 167L83 169H82V172H80V173H87L84 177H88V179H86V178H84V181L85 180H89V178H91V180H92V177H90L91 175H92V173L95 171V169L97 168V169H99V171L97 170V174L98 175H96V179H101V178H99V175L100 176H102V174L104 175L103 177L104 178H106L105 176L108 174L109 175V173L107 172V173H105V171H109V169H112V168H110V166L112 167L114 164H116L115 162H117V161H119V162H121V164L122 163H124V164H122V166L124 167L125 166V164H126V166L124 167L125 169H126V172H128V173H130V175H129V177H128V175H127V180L129 181V183L130 182H133L134 180H138V178L137 177H139L138 175L139 174H142L141 172H143L144 174H145V172L147 171V170H145V169H149L150 170V168L149 167H151V168H153L154 167V165H155V167L156 168H153L152 170H154V169H159L158 170V173L159 174H164L165 173V175L166 174H168V175H170L171 173H174V169H172V165L175 167V165H178V163H179V165L178 166H176L175 168L177 169V167L178 168H180V167H182L183 165H184V163L182 162V157H190L191 155H192V152H193V154H194V151H193V149H194V147H195V149H196V145H197V149L198 150H200V149H202L203 150V147H205L204 149L207 151V149H208V147H209V151L211 152V146L209 145L207 148H206V146H207V143L209 142H211V141H209L212 137H210V135H207V137L209 138V140H208V142H207V137H206V135L204 134L205 133V130L207 129V127H208V125H210L211 124V121H216V119H214L215 118V116H216V114H217V108L215 107V102H216V100H219L221 97H227V99L228 98H230L231 99V97L230 96H232V100H234V98H238V100H235L236 101V103H235V105L236 106H234V104H231V105H233L232 107H234V108H236L237 107V101H238V103L240 104L241 102L239 101V100H243V101H247V99H248V102H251L250 100V98H252V99H256V98H254V97H258V96H255V95H257V93H255L256 92V89H255V87H253V89H252V80L250 81V80H248L247 78V80L246 81H250V86L249 87H245V88H240V86H241V81H240V79L239 78H237L236 77V75H234V72H233V70H234V68L236 67V68H238V67H240V66H237V65H233V64H231V65H233L234 66V68H232V67H229L230 69H233L232 71L231 70H229V68H227V70H229V71H225L226 72V75H225V77H223V75L222 74H224L225 72H221L222 74V77H221V75H220V77H219V75H218V72L216 73L217 75H218V77L219 78H217V76H216V74H215V76H216V78L217 79H214V78H210L208 81H210L211 79H213V80H211V82H210V84L211 85H208L207 86V84L206 83H204L206 86H204V85H202V86H199L198 88V90L196 91V92H194L193 90V93L189 90L190 88L188 87L189 85H186V87H188L187 89L188 90H184V86H182L180 89H182V90H180V91H183L184 90V92L185 91H190V92H188V93H190V94H188V93H186L185 92V94H184V96H186V98H188V104H186V106H184V104H185V101H184V103L183 102H180V101H183V100H181L180 99V101H178V103H179V105H177V103L175 104V105H173V104H170L168 107H166V108H162L161 106L159 107L158 106V104H157V106L156 107H143V106H151L150 105V103H148V105H142L141 104V100H139L140 101V103H138L137 101L135 102V104H134V102L132 103V105H123V102H124V96H125V94H126V92H121L120 94H119V92L117 91V93L119 94V95H117V93L115 94V95H117V96H115V95H113L112 97L114 98V100H113V102H111L110 103V101L108 102H106V100L104 101L103 100V98H106L107 96H102L103 98H101L98 94H96V92L98 91L99 92V90H96V88H95V93H94V88H91L90 86H89V82H93L92 83V85H97L96 87H97V89L99 88V86H100V88H102L101 87V85L102 86H104L105 84L107 85V82H106V79H105V77L107 78V76H108V78H112L111 76H109V74L111 75L112 73H109L107 76H103L102 77V74L100 73V72H96V73H100L101 74V78H102V81H104L103 83H105L104 85H103V83L102 84H100L99 82H102V81H98L97 82V84H96V82H95V84H94V79L95 78H97L96 77V75H95V73H93V71L91 72V73H93L95 76V78L93 77V79L92 78H90V79H92V80H90L89 78V82L87 81V79L85 80V78L86 77H84V84L86 83L88 86H86V84L84 85L85 87H89L90 88V90H85V92H87L88 91V93H89V91H91V89L93 90V92H91V93H89V94H91V96L94 94V95H98L97 97L98 98H96V101H94V102H92L91 101V103H93L94 105H92V104H90V100H88V98H84V96H83V92H84V89H85V87H82L83 89H81V87L80 86H77L76 87V89L75 90H73L72 91V89L70 90V91H72V93H70L69 94V89H66V90H68V93L66 92V91H63L62 90V92L63 93H67L68 95H67V97L65 98V99H63L62 101L60 100V96L63 98V94H61L62 92H60L61 90L60 89H56V90H59V94H61V95H59V94H57V98L55 97L54 98V96L56 95L54 92H55V90L53 89V85L56 87V84L57 83H54V82H56V81H53V79L54 78H52V76L50 75L49 76V80H48V77H46V79H45V81H43V80H41V79H44L45 77H44V75L41 77V78H37L38 76H40V74H39V72H37L38 71V69L39 68H41L45 63H41V61L37 58V56L38 55H36V54H39L40 56H42L41 55V53L42 54H44L43 52H41L40 50H39V48H37L36 46H33L32 45V42L30 41V39H31V37H29L28 36V38H26V36H25V38L21 41V39H20V37H18V40H17V38H16V36H15ZM20 40V41H19ZM237 41V40H236ZM36 42V41H35ZM81 44H80V43ZM264 42V41H263ZM51 43V44H52ZM55 43H56V45H55ZM230 44V43H229ZM232 44V43H231ZM32 45V46H31ZM82 45V46H81ZM158 45V44H157ZM177 45H179L178 43H177ZM161 46V45H160ZM160 46H158V48L161 50V51H158V52H156V54L158 55V57L160 58V57H162V56H160V55H163L164 53H163V51H164V49H163V47L162 48H160ZM262 46V47H261ZM261 46H257V48H262L261 50H263L264 51V43H263V45H262V43H261ZM34 47H35V49H34ZM254 47V46H253ZM37 48V49H36ZM54 48V49H55ZM157 48V49H158ZM255 49L254 50H256V47H254ZM84 49H85V47H84ZM156 49V50H157ZM36 50H38L37 52H36ZM258 50H260V49H258ZM258 50H256V51H254L253 52V50H250L252 53H250V54H252V56L251 55H249V53H248V56L249 57H251L250 59H249V57H248V59L249 60H247L248 62L249 61H251V63H252V65H257V67H255V66H253L254 67V70L255 69H257V71L256 72H254V70H251L252 69V65H251V63L249 62V64H250V68L249 67H244L245 65H247L246 64V62H245V65H244V63L243 64H241V62H240V65L242 66V65H244L243 66V69L241 68V70H244V72L245 73H247L246 72V69L247 68H249L250 69V71L249 70H247L248 71V73H247V75L249 74V73H252V72H254V73H256L257 75H255V76H258V77H256L259 81H261V83H262V89L260 88V90H261V92H260V90H258L259 91V93H262V94H260V95H262V97H261V99L263 100L262 101V103L264 104V64L262 65V66H259L258 64L260 63V60H258L257 58L259 57V54H260V52L261 51H259V53H258ZM40 51V52H39ZM54 51V50H53ZM154 51V50H153ZM177 51H179V50H177ZM262 51V52H263ZM39 52V53H38ZM46 52V51H45ZM47 52H50L49 50L47 51ZM51 52H52V50H51ZM54 52H57V48H56V50L54 51ZM160 52V53H159ZM163 54H162V53ZM181 52V50L178 52V53H180ZM261 52V53H262ZM36 53V54H35ZM53 53V52H52ZM59 53H62V54H59ZM177 53V54H178ZM258 53V54H257ZM48 53H46V54H44V55H47ZM117 53L116 52H114L113 53V55L115 56ZM155 54V53H154ZM160 54V55H159ZM264 54V53H263ZM49 55H51L52 56V54L50 53ZM54 55V54H53ZM112 55V57L114 58V56ZM118 55V54H117ZM156 55V56H157ZM166 55L167 54H164L163 56L164 57H166ZM261 55V54H260ZM81 57H82V55H80ZM180 57H182V53H180V55H179ZM178 56V57H179ZM184 56V55H183ZM262 56V55H261ZM46 57V56H45ZM47 57H49V56H47ZM46 57V59H47V61L46 62H48L49 61V59H50V61H51V59L53 58H51V57H49V59ZM65 57V58H64ZM78 58L76 59V61L77 60H81V59H79L80 57L79 56H77ZM106 57H108V56H106ZM121 57H124V55L123 56H121ZM164 57H163V59H164ZM167 57H169L168 55H167ZM264 57V56H263ZM43 58H44V56H43ZM60 58H62L61 60L63 61V63L61 62V63H59L58 64V59L60 60ZM74 58H76V57H74ZM115 58H116V56H115ZM159 58H158V60H159ZM260 58V57H259ZM36 59H38L39 61H37ZM98 59H101V58H98ZM110 59V58H109ZM122 59V58H121ZM155 59H157V58H155ZM29 60V61H28ZM60 60V61H61ZM102 60V59H101ZM106 60H107V58H106ZM262 60V59H261ZM263 60H264V58H263ZM25 61V62H24ZM52 61H54V62H56L54 59H52ZM75 61V62H76ZM83 61V60H82ZM77 62V63H83V62ZM122 61V60H121ZM172 61H174V59L172 60ZM172 61H171V63H172ZM35 62L37 63V64H35ZM38 62L39 63H41V66H39V68H38ZM74 62V61H73ZM110 62V61H109ZM175 62H177V63H175ZM174 63L175 64H177L176 66H175V68H172V66H174L175 64L174 63H172L173 65L171 66V65H169L170 66V68L171 69H176V68H178L179 67V65H180V62H178L177 61V59H176V61H175ZM239 62V61H238ZM238 62H237V64H238ZM262 62H264V61H262ZM14 63V64H15ZM22 63V64H23ZM76 63V66H77V68H80L81 69V67H82V65H81V67H78V64ZM182 63V62H181ZM72 65H73V63H71ZM79 64V65H80ZM94 64V63H93ZM92 63H91V66L90 67H93L92 65H93ZM98 64H100V63H98ZM97 64V65H98ZM101 64H105V62L104 63H101ZM167 65L169 64V63H166ZM248 64V65H249ZM260 64H262V63H260ZM37 66V69L35 70L34 68H36L35 66ZM40 65V64H39ZM46 65H47V63H46ZM97 65H94V66H97ZM125 65V61H123V66ZM182 65L184 66V64L182 63ZM181 65V66H182ZM239 65V64H238ZM3 65H1V67H2ZM45 66V65H44ZM64 66V67H65ZM68 66L66 67L67 68V70H66V68H65V70L63 69V71H65V73H62L64 76L66 75V73L67 72H69V70H71L73 67L72 66H70V68H69V70H68ZM106 66V65H105ZM105 66H102L101 65V67H105ZM47 67H49V71H50V69H51V71L52 70H54L55 68H54V64L52 63V62H50V63H48V65L46 66V68ZM98 67V66H97ZM100 67V66H99ZM120 67H122V66H120ZM5 68H6V66H5ZM76 68V69H77ZM96 67H94V69H95ZM125 68H127V67H125ZM124 68V69H125ZM179 68H181V67H179ZM179 68H178V70L177 71H175V70H173L174 71V73H176V72H178L179 71ZM202 68H203V66H202ZM244 68H246V69H244ZM10 69V68H9ZM62 69H60L61 71H62ZM73 69H75V68H73ZM72 69V71H70L71 73L73 72V71H75V70H73ZM92 69V68H91ZM97 69V68H96ZM95 69V70H96ZM115 69H117V68H115ZM120 69V68H119ZM122 70H124L123 69V67L121 68ZM170 69V70H171ZM10 70H12V69H10ZM40 70V69H39ZM57 70V69H56ZM86 70H88L87 71V73L88 72H90L89 71V68L87 67L86 69H85V71ZM240 70V69H239ZM34 71H36V73H38L36 76V80H35V74L36 73H34ZM60 71V72H61ZM79 71V70H78ZM101 71H103V70H101ZM172 71V70H171ZM223 71V70H222ZM237 71H238V69H237ZM11 72V73H12ZM53 72V71H52ZM60 72H58V73H60ZM69 72V73H70ZM77 72V71H76ZM240 72V71H239ZM243 72V71H242ZM70 73V74H71ZM220 73V72H219ZM245 73H242V75L244 76V75H246ZM254 73H252V75L254 74ZM70 74H68L69 76H70ZM73 75H74V77H76V73L74 74V72L72 73ZM72 74H71V77L74 79V77L72 76ZM120 74V73H119ZM113 75H115L114 73H113ZM58 76V75H57ZM116 76V75H115ZM214 76V77H215ZM240 76V75H239ZM61 77H63V76H61ZM83 77V76H82ZM117 77H120V76H117ZM211 77H212V75H211ZM260 77V78H259ZM24 78V79H23ZM52 79V81H53V83H51V79ZM67 78V77H66ZM71 78V80H73ZM100 78V79H101ZM107 78V79H108ZM222 78V79H221ZM103 79H105V80H103ZM110 79H108L109 81H110ZM114 79H116V78H114L113 77V79H111V80H113L114 81ZM189 79V78H188ZM190 79L191 80H194V79H192L191 77H190ZM242 79H245L244 77L242 78ZM255 79V78H254ZM257 79H255L254 81H256ZM33 80H35V81H33ZM48 80V84H49V87H52L51 88V90H52V93L53 94H55V95H53V97H52V94H50L51 93V91H50V88H49V93H48V97L47 96H45L46 94H47V92L45 93V90H48V89H46L45 87L46 86H44V84H46L47 85V83H46V81ZM55 80H57V79H55ZM62 80V79H61ZM65 80L66 79H64L63 81L65 82ZM80 80H82V78L80 77V79H79V81ZM118 80V79H117ZM117 80H115V82L117 81ZM62 81V82H63ZM85 81H87V82H85ZM95 81H96V79H95ZM112 81V82H113ZM195 81V80H194ZM199 81V80H198ZM11 82V81H10ZM34 82V84H32ZM57 82H59L58 80H57ZM61 82V83H62ZM64 82H63V84H64ZM81 82H83V81H81ZM81 82H79V83H81ZM111 82V81H110ZM252 82V83H251ZM23 83H27V85H24V86H21V84H23ZM29 83V84H28ZM50 83L51 84H53L52 86L50 85ZM67 83H70V79H69V81L67 80V82H66V85H65V87H67V86H69V85H67ZM89 83V84H88ZM208 83V82H207ZM249 83V82H248ZM255 84H256V82H254ZM71 84V83H70ZM110 84V83H109ZM113 84V83H112ZM111 84V85H112ZM115 84V83H114ZM255 84H253V85H255ZM59 85H61V84H59ZM59 85H57V87L59 86ZM91 85V86H92ZM130 85V84H129ZM201 85V84H200ZM236 85H238V87H236ZM257 85V84H256ZM260 84H258L257 85V87L259 86ZM212 87V88H209V87ZM43 87H44V91H43ZM48 88V87H47ZM63 87L61 86V89H62ZM68 88V87H67ZM103 88H106V87H103ZM177 88V87H176ZM175 88V90H177ZM64 89V90H65ZM165 89V88H164ZM186 89V88H185ZM254 89H255V92H254ZM102 90V89H101ZM100 90V91H101ZM125 90V89H124ZM174 90V91H175ZM54 91V92H53ZM120 91V90H119ZM179 91V92H180ZM35 92V93H34ZM97 92V93H98ZM160 92H161V90H160ZM159 92V93H160ZM163 92V91H162ZM165 92H167V91H165ZM168 92H170L171 93V91L169 90ZM173 92V91H172ZM178 92V90H177V92H176V94H178L179 93ZM56 93H57V91H56ZM102 93V92H101ZM125 93V94H124ZM170 93H169V96L170 97H174L175 98V94L174 93H172V94H174L175 96H172V95H170ZM86 94V93H85ZM99 94H100V92H99ZM49 95H51V98H54V99H50V100H52V105L54 106V107H57V106H59V111H58V108H56V111L57 112H59V114H58V116H59V119H58V121H57V123L54 121L55 120V118H54V120H52L51 119V117H53V116H51L50 115V117L49 116H45V114L43 113L42 114V105H44V99H43V101H42V98L45 96V99H46V97L47 98H50V96ZM165 95V94H164ZM259 95V94H258ZM260 95H259V98H260ZM10 96V97H9ZM90 96V95H89ZM157 96V95H156ZM168 96V95H167ZM168 96V97H169ZM183 96V97H184ZM229 96V97H228ZM233 96H235L234 98H233ZM254 96V97H253ZM32 97V96H31ZM35 97V96H34ZM111 97V98H112ZM138 97V96H137ZM163 97V96H162ZM183 97H179V98H183ZM211 97H213V98H211ZM224 97V98H225ZM8 98H12L13 99V101H14V104H13V102H10L11 104H9L8 105V100L6 101V99H8ZM59 98V99H58ZM111 98H108V99H111ZM128 98V97H127ZM133 98H135V99H137L136 98V96H134ZM241 98V99H240ZM12 99H10L11 101H12ZM86 99H87V101H86ZM140 99V98H139ZM171 99V98H170ZM246 99V100H245ZM250 99V100H249ZM56 100H57V103L59 102V101H61V103L59 102V105H57L56 104ZM131 100V99H130ZM134 100V99H133ZM167 100V99H166ZM171 100H173V99H171ZM55 103H54V102ZM112 101V100H111ZM150 101H152V100H150ZM156 101V100H155ZM235 101H232L233 103L235 102ZM256 101H259V99H256ZM261 101V100H260ZM33 102V103H32ZM105 102V103H104ZM229 102H231V100L229 101ZM231 102V103H232ZM125 103V102H124ZM137 103V104H136ZM167 103V102H166ZM252 103V102H251ZM143 104H144V102H143ZM227 104H228V100H227ZM262 104V105H263ZM14 105V106H13ZM17 105H19L18 103H17ZM57 105V106H56ZM92 105V106H91ZM155 105V104H154ZM153 105V106H154ZM167 105V104H166ZM253 105H257V104H254L253 103ZM46 105H44V107H45ZM195 107V108H199V109H201L199 112V114H202L201 116H202V119H201V121L199 120V118H201V116L197 119V120H199V121H197V122H195V120H194V122H193V124L191 125L192 127H194V125H195V131H194V133H192L193 135H191V132L189 133V135H187V134H185V136H190V137H187L186 139L187 140H183L182 138H184V137H182L181 139L183 140H180V139H178V141L176 140V138L174 139L173 138V140H172V138L170 137L171 135H172V137H175L176 135H178V132H180L179 130L177 131V132H175V133H173L174 131H172V130H174L173 128H174V126L175 125H177L178 124V120H182V124H185V122H183L184 121V119H181L180 117H182V116H180V115H183V116H189V118H191L190 117V115H194L195 116V114L194 113H192V112H190V108L191 107ZM226 106V105H225ZM224 106V107H225ZM228 106V105H227ZM226 106V107H227ZM264 106V105H263ZM225 107V108H226ZM257 108V106L256 107H254L253 108V110L254 111H252V110H250L251 112H252V114L249 112V116H248V118H251L252 120H253V122H251V123H249L248 121L250 120V121H252L251 119H248V121H246L248 124H246V127H242L243 125L245 126V121L244 122H241L240 123V126H239V123L237 124V127L235 128L236 130L237 129H239L241 132H243L242 133V135H241V133L240 132H236V133H234V131H229L228 129V132H230V133H232L233 132V134H227L226 135V133H227V131H226V128H225V130L223 131V132H225V135H224V133L223 132H221V133H223V137L222 136H220L219 138H222V140H219V142H223L222 144L224 145V146H228V147H230L231 146V150H234V152H230V149H229V153H226L227 151H224L223 152V150H228V148L226 147L225 149L223 148V145H221L222 146V148H219V146L220 145H217V144H219V142L217 141H212V143H214V145H216L218 148L216 149V146L215 147H213L212 149H216V150H218V149H221L222 150V152L221 153H219L218 155H222V153H223V155L222 156H224V154L225 155H227V156H224V157H222V159L224 158V160H221V161H219V162H221L222 163V165H224L225 163L227 164V162L226 161H229V160H227V159H230V155H232L231 157L233 158V157H235V156H233V155H236V153H235V151H238L237 152V157L236 158H238L239 157V159H240V155H241V153H242V157L244 158V157H246L245 159L246 160H248V159H250V160H248V163H250L251 162V157L249 158L248 157V155H247V153L249 152V151H244L243 152V149L245 150L246 148H248L249 150H250V152L251 153H249V154H252L253 156H255V159L254 160H256V158L257 157H259V155H260V157H261V154L262 155H264V150L263 149H261L262 147H264V125L262 124V123H264V121L262 122V116H261V114L263 115L264 114V111H263V109H264V107H263V109L261 108L260 109V107H258L259 109H256ZM34 110V113H39L40 114V116H41V120H43L42 119V116H43V118H44V120H47L48 119V121L47 122H44V121H42L41 122V120L40 121H38L36 124H35V126L33 127V132L34 133H36V134H38L39 136H40V134L42 135V136H40L39 138H37L38 140H37V144L34 146V145H32V143L33 144H35L34 143V141H36V140H34L33 142H32V140L34 139L33 138V135H35L34 133L33 134H31L30 133V128H28V127H26V128H24L25 130H24V134H31V136H32V140L31 139H27V140H31V141H29V142H32L31 144L26 140V137L24 136L23 138H21V137H18V132L20 131V129H21V127L23 126V127H25V126H28V124L30 125V123L29 122H31V125H32V123H34L35 122V118L37 117V114H35L36 116H34L35 118V120H32L31 118H29V116L30 117H32L31 115H30V113H31V110ZM194 108H192V110H193ZM223 109V108H222ZM227 109V108H226ZM195 110V109H194ZM255 110H256V112H255ZM260 110V111H259ZM37 111V112H36ZM263 112V113H258V112ZM33 112V111H32ZM234 112V111H233ZM192 113V114H191ZM236 112H234L233 113V115H236L235 114ZM254 113H258V114H260V119H258V120H260V122H262V123H256V124H258L259 125V128L257 127V125H254V127L255 128H253V127H249V126H251L250 124H252V123H254V122H258V121H255L254 120ZM186 114V115H185ZM250 114L251 115H253L252 117H250ZM32 115H34V114H32ZM56 115H57V113H56ZM238 115H239V113H238ZM256 115V114H255ZM57 116V117H58ZM47 117V119H45ZM49 117V118H48ZM55 117V116H54ZM56 117V118H57ZM193 117V116H192ZM196 118L198 117V116H195ZM194 117V119H196ZM184 118V117H183ZM189 118H188V120H189ZM28 119L30 120L31 119V121H28ZM264 119V118H263ZM3 120V121H2ZM185 120H187V118L185 119ZM187 120V121H188ZM33 121V122H32ZM53 121V122H52ZM42 124H41V123ZM54 122H55V124H54ZM191 122V121H190ZM191 122V123H192ZM26 123H28V124H26ZM52 123V124H51ZM180 124H181V122H179ZM191 123H189V125L191 124ZM213 124H214V122H212ZM26 124V125H25ZM171 124L173 125L172 127H171ZM175 124V125H174ZM186 124L188 125V122H186ZM185 124V125H186ZM242 124V125H241ZM25 125V126H24ZM37 125V126H36ZM43 125V126H42ZM52 125H53V127H52ZM188 125V126H189ZM187 126V127H188ZM212 126V125H211ZM220 127H221V125H219ZM219 126H215V127H219ZM236 126V125H235ZM29 127H32V126H29ZM55 127V128H54ZM170 127L172 128V130L170 129ZM176 127V126H175ZM178 127V126H177ZM180 127H181V125H180ZM190 127V126H189ZM189 127L187 128L188 129V131L190 130L189 129ZM210 127V126H209ZM239 127H241V129L239 128ZM35 128H37V132H35ZM181 128H183V126L181 127ZM185 128V127H184ZM183 128V129H184ZM242 128H244V129H242ZM251 128H253V129H251ZM23 129V128H22ZM28 129V132L27 133H25L26 132V130ZM53 129V130H52ZM180 129V128H179ZM182 129V130H183ZM186 129V128H185ZM215 129H219L220 130V128H215ZM214 129V130H215ZM223 129V128H222ZM209 130V129H208ZM207 130V131H208ZM213 130V129H212ZM213 130V131H214ZM23 131V130H22ZM31 131H32V129H31ZM51 131L52 132H54L55 131V133L53 134V135H51ZM172 131V132H171ZM186 131V130H185ZM192 131H193V129H192ZM212 131V132H213ZM245 131V132H244ZM187 132V131H186ZM209 133H210V131H208ZM208 132H206V133H208ZM40 133V134H39ZM170 133H171V135H170ZM177 133V134H176ZM182 133V134H181ZM208 133V134H209ZM215 132H213V134H214ZM218 133V135H221V133H219V132H216V134ZM237 133H239L240 135V137L238 136V134ZM17 134V135H16ZM174 134H176V135H174ZM181 134V136H183L184 135V133L181 131L180 133H179V135ZM212 134V136H214ZM38 135H35L34 137H37ZM51 135V136H50ZM174 135V136H173ZM233 136L234 138H232L231 136ZM235 135H237L238 137H237V139H235L236 137H235ZM0 136V137H1ZM50 137V138H49ZM215 137V136H214ZM217 137V136H216ZM19 138H21L20 140L21 141H18L19 140ZM25 138V139H24ZM40 138H41V140H40ZM49 138V139H48ZM52 138V140H50ZM132 138V140H133V138H137V140H138V138L140 139L139 140V142L138 141H135V142H133L134 143V145H139L140 144V141L144 144V145H142V146H144V147H146V143L148 142V145L150 146L149 148L148 147H146V148H141V145H140V147L139 148H137L136 146V150H134L133 149V147H134V145H132V140H129V139H131ZM180 138V137H179ZM1 140H2V137L0 138ZM8 139H9V142H8ZM25 141H27L26 142V144H25V142H24V140ZM42 139H45V141H43V143H40V141H42ZM106 139H108V141L105 143V140ZM232 139V140H231ZM238 139H240L239 141L240 142H242V143H240L239 144V141H238ZM135 140V139H134ZM174 140H176L178 143H179V145H178V143L176 142V141H174ZM180 140V141H179ZM233 140L234 141H236V143L233 145L232 144V142H233ZM53 143H52V142ZM174 141V142H173ZM232 141V142H231ZM39 142V143H38ZM103 142V143H102ZM128 142H131L130 143V145H129V143ZM137 142V143H136ZM176 142V143H175ZM238 142V143H237ZM1 143V142H0ZM136 143V144H135ZM141 143V144H142ZM212 143H211V145H212ZM215 143H217V144H215ZM27 145V144H30V145H27V146H25V145ZM102 144V145H101ZM107 145V144H109V148L107 149V150H105L103 153H101V148H102V146H105V145ZM161 144V148H162V146L164 147V148H166L167 150V153H171V154H173V155H171L170 153L168 154V157L171 155V156H175V158H177L176 160H173L174 158L173 157H171V158H173L172 160H171V164H170V162L168 161V165L166 164L167 162H165V157L162 159L163 161H164V163H163V161L161 160V159H153L152 157V162L154 163L153 164V166L151 165L152 164V162H151V159H150V155L152 156V154H150V151H148L149 149L151 150V152L152 151H156V150H154V149H156V147L157 146H159ZM221 144V143H220ZM236 144H237V149H239V147H240V151L239 150H236V148L235 149H233L234 148V146H236ZM240 146H239V145ZM17 145H19V144H17ZM157 145V146H156ZM213 145V146H214ZM154 146H156V147H154ZM166 146V147H165ZM233 146V147H232ZM134 147V148H135ZM160 147V146H159ZM159 147H157V148H159ZM0 148H1V145H0ZM160 148V149H161ZM164 148H162L161 150V152L159 151V153H160V155L158 154V156H157V158L158 157H162V155L163 154H161V153H164L163 151L165 150ZM175 148H177V150H180V151H177ZM254 150L253 152L254 153H252V150ZM23 149V150H22ZM131 149L133 150V151H135V152H133L134 154L136 153L137 154V159L135 160V159H132V158H134V154H132L133 155V157H132V155H129V156H131L130 158H131V160H129V156H127L126 157V159L129 161H127L126 159L124 160V162H122V160L121 159H117V158H119L120 156L122 157V153H124L125 151V154H128V152H132L131 151ZM143 149H145V150H143ZM242 149V150H241ZM129 150V151H128ZM159 150V149H158ZM198 150H197V152H198ZM256 150H257V152L258 153H256ZM128 151V152H127ZM206 151H203V152H206ZM215 151V150H214ZM242 151V152H241ZM261 151H263V152H261ZM1 152V151H0ZM50 152V153H49ZM102 154H100V153ZM154 152H152V153H154ZM208 152V151H207ZM218 152H220V150L219 151H215L214 153H218ZM129 153V154H130ZM156 153H158V151H156ZM167 153L165 152V156L167 157ZM187 153H188V156H186L187 155ZM189 153H191L190 155H189ZM199 153H200V151H199ZM234 153V154H233ZM243 153H244V155H243ZM48 154H51L50 155V157H51V159L50 158H48L49 156H48ZM97 154H99V155H97ZM148 154H150V155H148ZM186 154V155H185ZM201 154V153H200ZM204 154V153H203ZM203 154L202 155H200L201 157L203 156ZM238 154H240V155H238ZM257 154V155H256ZM1 155H2V153H1ZM6 155H8V154H6ZM154 155H157V154H154ZM153 155V156H154ZM178 155H180V161L178 162ZM183 155V156H182ZM217 155V156H218ZM220 155V156H221ZM11 156H13V155H11ZM43 156H47V158H45L43 161H41L40 163H38L39 161V158H41L42 157V159H43ZM124 156H126V155H124ZM120 157V158H121ZM227 157V159L225 160V158ZM241 157V158H242ZM36 158H38L37 159V161H35V159ZM125 158V157H124ZM124 158H122V159H124ZM170 157L168 158V160L169 159H171ZM203 158V157H202ZM231 158V159H232ZM235 158V159H236ZM248 158V159H247ZM252 158H254V157H252ZM10 159V158H9ZM10 159V160H11ZM115 159L117 160V161H115ZM187 158H185V160H186ZM230 159V160H231ZM237 160V161H239L240 163H242L243 162V160L242 161H240V160ZM258 159V158H257ZM121 160V161H120ZM133 160V161H132ZM135 160V161H134ZM215 161H216V159H214ZM233 160H234V158H233ZM232 160V164H231V161H229V163L231 164L230 166H233V168L231 169V173H229L228 174V169H229V167L226 169L227 170V172H226V170L225 169H223L224 168V166L223 167H221L220 169H222V170H220V171H222V172H224V173H227V175H228V178H227V175L225 174V176L222 174V172H220V173H218V175H219V179H220V177H221V179H223V180H225V182H223V181H221V179L219 180L220 181V183H217L218 181H216V184H221L222 182L224 183V184H228V183H230V182H234V181H236V182H239V181H241L240 179L242 178V176L240 175V174H242L243 172H245L246 170H243V172H241V170L242 169H244V167H247V166H245V164H247L246 162H244L243 164H244V167H243V165H239L240 166V168L239 169H241V170H237V169H235V167H234V165H233V163H234V161ZM253 160V159H252ZM253 160V161H254ZM115 161V162H114ZM127 163H126V162ZM136 161L139 163V164H137L136 163ZM140 161V162H139ZM150 162L151 164H149V167L148 168H146V165L148 166V164L147 163H145L144 165H142L143 167H145L144 168V170L145 171H143V168H140L141 167V164H142V162ZM172 161L173 162H177V163H175V165H174V163L172 164ZM200 161H202V160H200ZM214 161V162H215ZM223 161H224V163H223ZM257 161H258V163H259V159L258 160H256L254 163H256L257 164ZM131 162V164H128V163H130ZM132 162H135L134 164L132 163ZM182 163V165H181V163ZM141 163V164H140ZM201 163V162H200ZM235 163H236V161H235ZM234 163V164H235ZM251 163H253V162H251ZM29 164V165H30ZM120 163L118 164H116V165H118V167L121 165ZM166 166H165V165ZM171 166H170V165ZM215 164V163H214ZM213 164V165H214ZM217 164V163H216ZM219 164V163H218ZM38 165V166H37ZM129 165V166H128ZM131 165V166H130ZM132 165H134V166H132ZM137 165V166H136ZM140 167H139V166ZM151 165V166H150ZM164 165V166H163ZM248 165H250V164H248ZM253 164H251V166H252ZM255 165V164H254ZM252 166V167H256V166ZM122 166H121V168H122ZM128 166V167H127ZM168 166V167H167ZM169 166L171 167V168H169ZM227 166H228V164H227ZM226 166V167H227ZM108 167V168H107ZM127 167V168H126ZM129 167H130V169H129ZM135 169H133V168ZM137 167V168H136ZM139 167V168H138ZM164 167V169H162ZM166 167H167V169H166ZM185 167V166H184ZM250 167V166H249ZM2 167H0V169H1ZM28 168V167H27ZM101 168H103L104 170H102ZM107 168V169H106ZM168 168L169 169H171L170 171L168 170ZM231 168V167H230ZM29 169V168H28ZM46 169V171L47 172H44V170ZM100 169H101V171H103V172H101L100 171ZM106 169V170H105ZM127 169H129L128 171H127ZM137 169H141L140 171L139 170H137ZM161 169V170H160ZM184 169H186V168H184ZM184 169H183V171L182 172H186L187 173V171H184ZM191 169H192V167H191ZM36 170H34V173L36 174ZM49 170H51V171H49ZM119 170H120V168H119ZM132 170H134V171H132ZM151 170V171H152ZM157 170L155 171L154 170V172L152 173L151 171V174L149 175L150 177H151V175H153L155 172V174H157ZM206 170L207 171H210V172H212V170H209V169H207L206 168ZM235 170H237V172L235 171ZM18 171V172H17ZM130 171V172H129ZM135 171H136V173H137V176H136V174H135ZM138 171V172H137ZM162 171H164L163 173H161ZM165 171H167V173L165 172ZM170 172V174H169V172ZM172 171V172H171ZM191 170H190V168H189V172H190ZM192 171H193V169H192ZM191 171V172H192ZM206 171V172H207ZM234 171V172H233ZM30 172V173H29ZM28 173H29V176H27L26 178L28 179V181L29 180H36V179H34V178H36L34 175V173L33 172H31V171H29ZM56 173V175H55V173ZM90 172V173H89ZM99 172H101L100 174H99ZM140 172V173H139ZM188 172V173H189ZM205 172V173H206ZM210 172H208L209 173V175H210V177H211V174L212 173H214V175H216V172L217 171H214V172H212V173H210ZM235 172L238 174H235ZM44 173H46V174H44ZM48 173V174H49ZM65 173V174H64ZM77 173V172H76ZM79 173V174H80ZM132 173H134V176H133V178H130V177H132ZM208 173H206L207 175H208ZM13 174V175H14ZM15 174V175H16ZM51 174V173H50ZM53 174H51L52 176H53ZM57 174H59V176H57ZM78 174V173H77ZM91 174V175H90ZM106 174V175H105ZM193 174V173H192ZM202 174H204V173H202ZM206 174H204V176H207ZM233 174H235L234 176H232ZM244 174V173H243ZM25 175H28V174H25ZM37 175V174H36ZM43 175H41V177L43 176ZM68 175V176H67ZM88 175H90V176H88ZM95 175V174H94ZM107 175V176H108ZM172 175V174H171ZM181 175V174H180ZM191 175V174H190ZM198 175V174H197ZM200 175H201V173L198 175V178L200 177ZM209 175L207 176L208 178H210L209 177ZM229 175H231V176H229ZM38 176H40V175H38ZM81 176H83V175H81ZM111 176V175H110ZM110 176H108L107 178H109ZM203 176V175H202ZM203 176V177H204ZM236 176H238V177H236ZM241 176V177H240ZM51 177V176H50ZM94 177V176H93ZM98 177V178H97ZM223 177V178H222ZM229 177H230V179H229ZM232 177V178H231ZM235 179H238V180H235ZM60 178H62V179H60ZM65 180H64V179ZM71 178V177H70ZM72 179L73 181L74 180H76L77 181V179ZM104 178H102L103 180H104ZM129 178H130V180H129ZM135 178V179H134ZM162 178H164V176L162 177ZM201 178V177H200ZM199 178V179H200ZM211 178H213V175H212V177ZM224 178H226V179H224ZM11 179V180H10ZM93 179H95V177L93 178ZM131 179H134V180H131ZM193 179H195V178H193ZM192 179V180H193ZM199 179H198V181H199ZM228 179V180H227ZM234 181H233V180ZM62 180V181H61ZM71 180V179H70ZM78 180H80V178H78ZM141 180V179H140ZM232 180V181H231ZM71 182V184H72V188H69V189H71L70 191H73V189H74V191L73 192H76V193H79V192H77V188L75 187V184L74 183H76L77 184V182ZM82 181V183H81V185L83 186H85L86 184H85V182L83 181V180H81ZM195 181L197 182V178L195 179ZM226 181H229V182H226ZM79 182V184H80V181H78ZM141 182V181H140ZM181 181H179V183H180ZM193 182H194V180H193ZM84 183V184H83ZM88 183H91V181H89ZM143 183V182H142ZM192 183V182H191ZM198 183V185H200V186H202L199 182H197ZM196 183V184H197ZM241 183V182H240ZM240 183H238V184H240ZM61 184V183H60ZM70 184V185H71ZM144 184V183H143ZM238 184H235L234 185V188H235V186H237ZM44 187H42V186ZM45 185H48V188L46 187L45 188ZM198 185H196V186H198ZM74 186V187H73ZM77 186V185H76ZM228 186H229V184H228ZM26 187V188H27ZM53 187V186H52ZM60 187V186H59ZM70 187V186H69ZM176 187V186H175ZM203 187V186H202ZM232 187V189H234L233 188V185L231 186ZM41 189H46L45 191H43V190H41ZM60 189V188H59ZM58 189V190H59ZM125 189V188H124ZM136 191H137V189H135ZM44 192V193H42V192ZM47 191V192H48ZM53 191H56V190H53ZM53 191H52V193H53ZM135 191V192H136ZM230 191V194L228 195V193L227 192H229ZM229 191H227L226 193L224 192V194H227V195H225L226 197L227 196H229L230 197V199H231V189L229 188ZM32 192V193H31ZM132 192L135 194V192L132 190ZM131 192V193H132ZM35 195H34V194ZM42 193V194H41ZM67 193V192H66ZM71 193V192H70ZM74 194L73 195V193H71V195L72 196H74V197H76L77 196V194ZM132 193V194H133ZM31 194H33V195H31ZM68 194H69V190H68ZM223 194V193H222ZM31 195V196H30ZM38 195H39V197H38ZM76 195V196H75ZM143 195H145V194H143ZM18 196V195H17ZM23 196V195H22ZM65 196V197H64ZM67 195H63V198L61 199L60 198V204L62 205V207H69L70 206V204H71V200H73V198H71L70 197V195H68V197H69V200H65V199H67V197H66ZM189 196V195H188ZM224 196V195H223ZM223 196H220L223 200H221V202H223V201H225V199H226V197L224 198ZM15 197H16V195H15ZM32 197V198H31ZM38 197V198H37ZM61 197V196H60ZM169 197V196H168ZM18 199H19V196L17 197ZM23 198V197H22ZM122 198V200H121V203L123 204V206L125 207L124 209L127 211V209L128 210H131L132 212H136V211H140V212H142L141 210H143V211H145V208H147L146 206H147V204H143V200H144V198L143 199H140V200H142V201H140V203L138 202L137 204H139V205H137L136 203H132L131 202V204L130 203H128L127 204V207H126V205H124V202H126V200H124L123 199V197H121ZM142 198V197H141ZM221 198H219V199H221ZM228 198V197H227ZM30 199H32V201L30 200ZM41 199V198H40ZM229 199V198H228ZM13 200H11V203H14V201ZM124 200V202H122ZM13 201V202H12ZM70 202V204H69V202ZM93 201H95V200H92V203H94ZM231 201V203L233 202V200L231 199L230 200ZM129 202V201H128ZM145 202H148V199H145ZM219 202H220V200H219ZM88 204L87 206L88 207H90V208H92V206L94 205V204ZM121 203L119 204L120 205V207H121ZM127 203V202H126ZM168 203H170V202H168ZM189 204L191 203V202H188ZM109 203L107 202V205H108ZM132 204H133V206L135 205H137V207L135 208V207H133L132 206ZM142 204V205H141ZM188 204V205H189ZM192 204V203H191ZM72 205H73V203H72ZM72 205L70 206V208H73L72 207ZM92 205V206H91ZM10 206V207H9ZM36 206V205H35ZM83 207V208H85V210L82 208V210H84V211H86L87 209H88V207ZM123 206L121 207L122 209H123ZM133 207L134 209L132 210V209H129V207ZM190 207L192 206V208H188L189 210H188V214H189V212H190V214H191V217H193V215L192 214H194V216H196L195 214H200L201 212L199 211V210H197V209H195V205L193 206V205H189ZM197 206V205H196ZM6 207L4 208L5 209V211H6ZM67 207V208H68ZM130 207V208H131ZM198 207V209H201V206H197ZM200 207V208H199ZM1 208V207H0ZM10 208H14V212H16L17 213V215H19L20 217H24V222H21L20 223V225H25V227L24 228H22V239L18 242V243H14L12 240H11V237H10V234H9V231H8V229H7V223H13V220L15 219V217H14V215L17 217V215L16 214H14L13 215V211H12V209L10 210ZM80 208H81V206H80ZM89 208V209H90ZM93 208H96V202H95V207L93 206ZM92 208V209H93ZM99 208V207H98ZM87 210V211H89L88 213H90V210ZM117 209H119V210H122V209H120L119 207L117 208ZM137 209V210H136ZM4 210L3 209H0V212H1V214H2V212H3ZM68 211V210H67ZM84 211H83V216H84V214L86 213H84ZM94 211V210H93ZM93 211H91V212H93ZM95 212H98L97 210L95 211ZM95 212H93V214L95 213ZM139 212V213H140ZM198 212V213H197ZM87 213V214H88ZM100 213H101V211H100ZM137 213V212H136ZM138 213V214H139ZM145 213V212H144ZM204 213V212H203ZM203 213H201L200 214V216H201V218H203V216L202 215H204ZM66 214V215H65ZM67 214H68V216H67ZM81 214V215H82ZM98 215H99V212L97 213ZM140 214H143V212L142 213H140ZM148 214V213H147ZM147 214H145V215H147ZM189 214V215H190ZM198 214V215H199ZM62 215V214H61ZM120 215H124V216H126V213H125V211L124 210H122V212H120ZM144 215V216H145ZM19 216H18V218H19ZM80 216V215H79ZM88 216V215H87ZM84 217V223L86 222L85 220L86 219H88V217ZM93 216V215H92ZM90 216L92 219L94 218L95 219V217L93 216ZM99 216H101V214L99 215ZM151 217L152 216V214L151 215H147L146 216V218H144L145 220H147V217ZM12 217H14V218H12ZM46 217H48V218H46ZM54 218L55 220L59 217V219H57L58 221H59V223H56V225L55 226H57L56 228L55 227H53L54 225H52V222L54 223L55 221H54V219L51 221V219L52 218ZM57 217V218H56ZM70 217H68V219L70 218ZM75 217H74V219H75ZM127 217H129V219H131L130 218V216H127ZM141 217H143L142 215L141 216H139V218H141ZM149 217H148V221H144V220H142L141 222H138V223H140L138 226L140 227V231H139V233H137V231H136V229H137V225H135V227H134V229H135V231H136V233H137V235L139 236L140 234V237H143V238H146V235L145 234H147L148 235V237H150L151 235L153 236V234H154V232L152 231V230H156L155 228L157 227V226H162V223H161V221H162V219L160 218V216L158 217V216H156V218L158 219H160V224H158V222H156V221H154V220H150L149 219ZM197 217V216H196ZM195 217V218H196ZM43 218L44 219H46V220H43ZM70 218V220H72ZM78 218H82V216H80V217H78ZM86 218V219H85ZM155 218V217H154ZM153 218V216H152V219H154ZM194 218V219H195ZM13 219V220H12ZM98 219L99 220H101L99 217H98ZM97 218H96V220H98ZM128 219V220H129ZM158 219V220H159ZM196 219H198V218H196ZM91 220V219H90ZM140 220V219H139ZM199 220V219H198ZM14 221H16V220H14ZM152 221V222H151ZM166 221H168V220H166ZM17 222V221H16ZM131 222V221H130ZM137 222V221H136ZM154 222V223H153ZM163 222V221H162ZM169 222V221H168ZM168 222H164L163 224H164V226L166 225V223H168ZM185 222V221H184ZM187 222V221H186ZM191 222H193L192 220H191ZM191 222H190V225H191ZM15 223V222H14ZM34 223V224H33ZM65 223V222H64ZM68 223V222H67ZM92 221H91V223H87V227H88V224H89V226H90V224L92 225ZM94 223H96V221L94 222ZM153 223V226H154V229L152 228L153 226L152 225H150V224H152ZM171 222H169V224H168V226H166V227H169V225H171L170 224ZM57 224H59V225H57ZM76 224V223H75ZM82 224V223H81ZM155 224V225H154ZM156 224H158L157 226H156ZM33 225H34V227H33ZM38 226V230H41V231H39V232H42V234H43V236L45 237L46 236V238H43L42 236H41V238H37L36 237V235L34 236V234L31 232V230L30 229H32V228H35V227H37ZM192 226H193V224L191 225V229H192ZM82 227V226H81ZM86 227V226H85ZM130 227H131V229H130ZM130 227H123V233L125 234V232H126V228H129L130 229V231H133L134 229L132 228L133 227V225H131ZM152 228V229H149V228ZM163 227V226H162ZM40 228V229H39ZM91 227H89V229H90ZM93 228V227H92ZM98 227H96L95 228V234H96V232H99V229L98 230H96ZM125 228V229H124ZM159 228H161V227H159ZM158 228V230H160ZM189 228V229H190ZM80 229H82V228H80ZM102 229V228H101ZM108 229V228H107ZM141 229H145V230H147L148 229V232H149V230H151L150 231V233L148 234V232L146 233L145 231H142ZM162 229V228H161ZM191 229H190V231L189 230H187V231H189V232H191ZM83 230V229H82ZM82 230H80V231H82ZM84 230H85V228H84ZM91 230V229H90ZM89 230V231H90ZM165 230V229H164ZM168 230H170L169 228H168ZM108 232V230H106V228H105V233H107ZM109 231H111V228H109ZM115 231V230H114ZM125 231V232H124ZM128 231V230H127ZM134 231V232H135ZM142 231V233H140ZM174 231V230H173ZM192 231H193V229H192ZM62 232H64V235H62L61 233ZM74 232H76V234L74 233ZM83 232V231H82ZM111 232H113V230L111 231ZM133 232V233H134ZM175 232V231H174ZM173 232V233H174ZM202 233H203V231H201ZM72 233V234H71ZM73 233H74V235H73ZM78 233H80L79 235L81 236V237H77V235H78ZM94 233H92L93 235H94ZM143 233H145V234H143ZM171 233V232H170ZM129 234V231H128V233L126 232V235H128ZM135 234V233H134ZM199 234H201L200 232H199ZM71 235V239H73L75 236H76V238H80V239H77L76 241L74 240V242H75V245L72 247V248H74L72 251H73V253L75 254V256H72V259H74V260H72V259H69V258H65V255H66V253H68V255H66V256H69V257H71V251H69V247L71 246L70 245V243L69 242H71L70 240V238H69V236ZM73 235V236H72ZM91 235V234H90ZM144 235H145V237H144ZM150 235V236H149ZM183 235V234H182ZM185 235V234H184ZM116 236V237H115ZM131 236H132V233H131ZM186 236V235H185ZM199 236H202V234L201 235H199ZM73 237V238H72ZM92 237V236H91ZM179 237V236H178ZM182 236H180V238H181ZM154 238L155 237H153V240H154ZM185 237H182L181 239H180V241L183 243V241H185V240H187V236H186V238L184 239ZM117 239V238H116ZM128 239V238H127ZM184 239V240H183ZM113 240H114V243H112L113 242ZM48 241H50V244H52L53 242H55V243H58V242H56V241H61V243H62V245L60 244V242L58 243L59 245H60V247L62 246V247H67L66 249H64V250H66L67 252H65V251H60L61 250V248H59V247H56V246H59L58 244H52L53 245V247H54V249H56V248H59L60 250L58 251V249H56L55 251H58L57 253L55 252V255H53V254H48V252H46L45 251V249L48 247H50L51 245H48L47 244V242ZM110 241H112V242H110ZM117 241H119V242H121V241H123V240H118L117 239ZM171 241H173V240H171ZM193 241V240H192ZM65 242H68L67 244L65 243ZM107 242H109V243H107ZM124 242V241H123ZM121 243V244H123V246L122 247H124V249L126 248L125 247V245H124V243ZM72 243H73V241H72ZM167 243H169V242H167ZM166 243V244H167ZM64 244L66 245V246H64ZM68 244L70 245V246H68ZM173 244V243H172ZM73 245V244H72ZM154 245V244H153ZM184 245V244H183ZM89 246V247H88ZM165 244L163 245V253L162 252H160L161 254V256H162V258H161V260L162 259H164L163 258V254H164V249H165ZM46 247V248H45ZM53 247H52V249L50 248V250H51V252L52 251H54L53 250ZM122 247L120 248L121 250H122ZM153 247V246H152ZM155 247H157V246H154V248H152V250H154V252L152 253H148V254H151L150 256L152 257L153 256V254L156 252L155 250H158L157 248L155 249ZM168 247V246H167ZM173 247H175V246H173ZM71 248V247H70ZM135 248V250L133 249H131V251H135L136 252V249L138 250L139 249V246H138V248H136V247H134ZM176 248V247H175ZM175 248H173V249H175ZM186 248V247H185ZM62 249V250H63ZM119 249V251H118V253L120 252L121 253V255L120 256H118L117 258L119 259V257H121V259L122 260H120L119 259V261H120V263H122V264H134V263H132L133 261V256H134V254H133V252H131V253H129V256H130V254H133V256L131 255V257H129V256H127L128 254H127V252L128 251H130V250H127V248H126V250H125V252H124V249H123V251H121ZM48 250V249H47ZM167 250V249H166ZM166 250H165V252H166ZM169 250V249H168ZM185 250V249H184ZM71 252V253H69V252ZM171 251H172V249L170 250V253H171ZM186 251H188L189 252V250H186ZM50 252V253H51ZM65 252V253H64ZM159 252V250L157 251V253ZM190 252H191V250H190ZM189 252V253H190ZM126 253V254H125ZM167 253L169 254V255H171L169 252H166V256H167ZM69 254H71V255H69ZM219 254V253H218ZM59 255V256H58ZM62 255H64V256H62ZM108 255H109V257H108ZM145 255V254H144ZM143 255V256H144ZM159 254L157 255V257L158 256H160ZM165 255H164V257H165ZM168 255V256H169ZM189 256L190 254H188V253H186L185 254V257H184V259L182 260V258H180V262H178L179 264H194L195 262H193V259H191V258H186V256ZM196 255V254H195ZM220 255V254H219ZM63 258H62V257ZM147 256V254L144 256V257H141V262L142 263H140V264H151L154 260L153 259H159V258H155V257H153V258H151V263H150V256L147 258L146 257ZM154 256H156V255H154ZM187 256V257H188ZM203 257H206L205 255H202ZM218 256V255H217ZM264 256V255H263ZM75 257V258H74ZM146 257V258H145ZM253 257H255V256H253ZM60 258V259H59ZM132 260H131V259ZM168 258V257H167ZM179 258H178V261H179ZM192 258H194V256L192 257ZM257 258V257H256ZM114 260V257L113 258H111V260ZM117 259V260H118ZM143 259H144V261H143ZM196 259V258H195ZM260 259V258H259ZM258 259V262L260 261ZM263 259V260H262ZM262 259H261V262H259L260 264L262 263V264H264V258L262 257ZM76 260V261H77ZM117 260H116V262L114 263V264H116V263H118L117 262ZM161 260L159 261V262H161ZM165 260V259H164ZM251 260H254L253 258H251ZM71 261V262H70ZM174 261V260H173ZM181 261H182V263H181ZM198 261V260H197ZM196 261V262H197ZM200 261V260H199ZM199 261H198V264H199ZM255 261V260H254ZM252 262L253 264L255 263V262ZM80 262V263H81ZM110 262V261H109ZM158 262V263H159ZM163 263H165V261H163L162 263H159V264H163ZM166 263H167V260H166ZM175 263H177V262H175ZM174 262H173V264H175ZM177 263V264H178ZM207 263V262H206ZM251 263V264H252ZM258 263V264H259ZM79 264V263H78ZM108 264V263H107ZM153 264V263H152ZM208 264H210V263H208ZM227 264H230V263H227Z\"/></svg>",
  "mask_w": 264,
  "mask_h": 264
}]
</instances>
